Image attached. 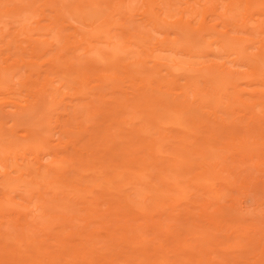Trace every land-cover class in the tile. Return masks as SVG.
Instances as JSON below:
<instances>
[{
  "label": "rangeland",
  "instance_id": "374dc122",
  "mask_svg": "<svg viewBox=\"0 0 264 264\" xmlns=\"http://www.w3.org/2000/svg\"><path fill=\"white\" fill-rule=\"evenodd\" d=\"M62 1L63 0H0V11L3 10L0 12L1 13L0 25L2 26V27H0V30H1L0 33L2 34L4 31V28H5L6 29L5 33L7 34V29H8V34L6 35L3 33V35H2V36L6 35V37L1 36V39L3 40V42H1V45L3 44V46H1V47H2V50L4 49V51L3 52L0 51V53L2 52L0 54V66H1L0 67V71H1L0 75L3 76V77L0 76V78H1V81L3 80V82H5L9 78H10V80L13 79L12 81L8 80V82H9V84L14 83V86H15V88H14L11 85L12 90L14 88L15 92H14V90L12 91L11 89H9L11 91H8L5 89L7 87L8 82L5 84V86H4V83L2 82V85H0V87L2 88L4 86L5 88L3 87V89H0L1 90V92H0V105L1 104L2 105L3 104H5V105L6 104L7 105L16 104L17 99L19 100V101H17L18 108L7 107L8 110H10V111L12 110V112H14V110L16 109L17 114H15V112H14V115H13L14 117L12 116L11 118H9L10 119L9 122H8L7 118L0 120V126H2L1 130L2 131L3 130H5V131L10 130L11 127L13 126L12 123L14 122L12 119L13 118L15 120L18 119L19 121L18 120L15 121V123L17 122L18 125H16L15 123H14V125H16V127H17L16 130H18L17 136L20 134L18 136L20 144H22L21 141L23 142V138L24 139L27 138V137H24L25 135H27L26 134L27 132L25 133V131H27L29 129L28 130L29 134L34 136V138H33L34 140H32L30 138H28V140L25 139L24 140L25 143H23V144L27 145V141H28V143L30 141H32V142H30L31 145H39L38 147L39 148L42 147L41 149L44 151V153H43V151H41L39 149L38 150L39 152H37L31 156L29 155V158L31 157V159H32V157H33V160L35 161V158H36V157H34L35 155L36 156L37 155L42 156V157L37 156V161L41 160V162L42 163L45 162V164L50 162L53 159L55 160L56 158H57L56 160H58V159L61 160V163H63V161H65V160H67V161L69 160L68 161L69 163H67L65 161V163H63V164L64 165H69L70 163L74 164L76 166H73V167L74 168L76 167L75 168L76 170H81V169L84 170L87 166L88 167L86 169H88V168H90V166H93L94 164L96 166H98L102 162L101 164L102 165L104 164L102 169H101V167H97V168H100L101 170H103L104 168L106 170L109 169L108 170L109 174H108V172L106 173V174H108L106 176H108L109 178H111L115 174L118 175V173H120V176H122L124 178V177H126V176H123L124 173L126 174V172L123 171L124 169L133 168V170L132 169H130V170H132V171L135 170V172H132V171L131 172L136 173V169H141L140 167H143L142 169H145V171H144L145 173H149L150 171H152V172H150V174L152 173V175L155 176L157 173V170H155V169H157V168H155V169L153 168L154 159L150 156L152 150L149 149V147H150L149 145L151 144V142L153 143V141H155V138H156L155 142L158 141L157 143H161V146L163 148V151H162L163 154L162 153H160V154L161 155H167V154H170L173 152L176 160H178V163H176L174 161H166L163 165H161L164 168L172 167L174 165L177 166V172L176 173L174 172V174L171 177H169V181L175 182V184L177 186L174 189L173 193H169L167 196H165L162 199V204H161V207L158 209V211H152L151 210L152 211L151 212L150 209H148L150 212L146 213L145 214L146 216H145L140 212H138V213L136 212V206H137L136 203L130 202V204H129L130 206L125 204L124 201H126V200L121 198V195L119 196V194H118V193H120L119 191L117 193L116 189L115 190L112 189L113 190V192H112L111 188L109 190H104L107 186L105 184H102V186L100 188L98 187V189H97L96 188L97 185H95L94 182L92 183L90 178H86L87 180L90 179L88 181V183L84 182V181H86V179H85L83 182L77 181L78 183L77 182L74 183L73 186H75V189L71 187L72 189H74V192H80L81 193L84 190H85L84 192L87 191L86 193H83V192L81 193V195L87 196V197L82 198V201L83 202L86 201L85 202L86 204L83 203L82 201L80 202L79 200H77L78 198H81V197H78V198L73 197V194H71V193H74V192L72 190H71L72 192L69 191V193L70 192L71 193L68 195H65L63 193L65 197L63 196L62 193L61 194L58 193L57 201L55 200L56 202H53V200H52L53 198L51 199V196H52L51 193L60 189L59 188L56 190L58 185L55 186V190H53L51 193L48 192L49 194H47V193L44 194V191H45L44 186L40 187L41 186L40 185L38 187L36 185L37 186L36 187L35 185L33 186L31 184H28V185H26L28 187H26L24 185L27 188L26 189L22 185V182L20 183V181H19V183L25 188L24 189L25 191H24L23 188L20 187L21 185L18 186L19 185L18 181H15L16 184L18 183V185L14 184V187L16 189L19 187L22 189L20 191H19L20 188L17 189L18 193H15L14 191H13L14 194L12 192H11V194L8 193L9 199L11 198L10 196H13V200H14V198L21 192L24 196L22 194L17 196L15 198L16 202L14 200L15 203L14 202L12 203V201L9 202L7 196L3 197L1 195L2 193L0 194V210H1L0 211V227H1L0 230H2V229L6 230V228H3L4 225L9 226L8 227L9 229L8 228L7 229H8V231L9 230L11 231V233H12L11 235H13L12 237H14V238L12 239V237H10V235L8 234L9 232L5 233V234H8V235H6L7 238L9 237L10 239H12V240H10V242L11 241L13 242L14 240L17 241V243L13 242L14 244H18V240H21V238L23 240L24 237H25L24 238L25 241L26 240L29 241L33 237L34 238L36 237L37 238V239L35 238L36 242L39 239V242L37 244H40L41 243L40 240H42V242H46V243H43L42 245L47 244L44 247H48V248H50V250L53 249L52 252H54V253H52L50 250H48V251H50V253H52V256H58L59 255L58 254L59 252H57L58 251L57 249H60V248H58L57 246L60 247L61 242H62V246L64 244V247L67 244V242H69V244L67 246L70 245L69 248H71L72 250L74 249L73 247L75 246V245L73 246L72 244H77L76 248L78 250L76 249V251L77 252L79 251L78 254L73 255V252H71V249L69 251L68 250L69 248L66 247L67 249L66 248H64V249H66L67 252L69 251L71 253L68 252L67 257L66 256H64V257L70 259V258H73V256H80L77 258V262H78V260L80 259L79 261H81L82 256H84V260L86 262H88L86 264H108L109 262H111V264H119V263L120 264H127L126 263L127 261L129 262L132 260L131 257H129V256L134 254L132 252L134 249H132V250L128 249L129 246H131V247H134V246L129 245V244L134 243V245H135V243H136V245H138L139 242H142L140 244H143V248H144V244H145V248L147 247V249L144 250L145 248L143 249L141 246V248H142V249H140L142 251L141 252L138 249V247H140V245H139L137 247V250L135 249L134 251L135 252L140 251L141 253L138 252L139 255L144 253L143 255L147 254L148 256H145V258H144V256L142 255L143 257H141L140 259L138 258V261H137L136 258L140 257V256H138V254L136 252L137 255L135 254L133 256V259H135L136 261L130 262L129 264H145V262H146V264H148V263L153 264L156 262V259H158V261L161 260V261H159V262H161V264H264V230H263L264 229V223H263V221H264L263 220V218H264V205L262 204V203H264V195H262L261 193H259L260 191H258L259 186H257V185H259L260 182L256 185H255L256 182L254 183V181L257 179L255 174H257V177H259L258 178L259 180H261V178L264 176V159H263L264 155H262V154H264L263 153L264 149H261V148H264V67L261 70L256 71L254 69L247 68L246 66H242L241 65L242 62L240 60H236L237 59L236 55H231L228 58H223V59H220V58L213 56V55H209L206 58H200V59L198 58V60L193 59L194 63H192V64L194 67H192V65H191L192 68L196 69L195 67H196V64L198 63V61L202 62L204 65L202 63L201 64L199 63L198 65L208 67V72H207L206 77H198V78H189V76L187 77V74H189V73H191V75L194 76L197 71H194V69H192L195 73L193 71L187 73L186 71H188L187 70L188 67L185 64V65H183V68L186 67L187 69H184L185 71L182 69H179L178 71L182 70L183 72H186L187 73V74L185 73L186 76L183 75L184 73L182 74V71L180 73L183 76H181V74L179 72L177 74L179 76H176L175 72L177 73V71H175L174 73H168L164 69H162L163 72H162V70H161V72L159 70V73L161 75L159 74V79H158L157 75H155V73L152 74V71H151V70H153V72L155 71V68L153 69V66H155L156 68L158 66H156L155 64L153 65V63L151 62L152 60H150V59H153L152 56H154V55L156 56L158 54L161 55V53H163V51L160 52V50L162 48L160 49L157 46H156V48H158V49L156 51L153 50L155 48V45L159 44L160 46H162L161 41H165L164 40L165 38H167V41L169 40L168 43H166L167 45H169V42L171 43V41L175 40V38L177 37V34H179V35L181 34L183 36V38H182L180 35V37L182 39H184L185 36H187L188 38H185L184 41H186V39H187V43H188V39H190L189 35L191 36L192 33L195 34V32H197V36L192 35L195 38L192 37L193 39L191 38V40L193 41V43L195 41L196 46L198 47V45H199V48H205L207 46V45L205 46V44L214 42L215 40H219L218 39L219 37L222 40L221 42H223V43L226 42V39H227L228 43H230V42L234 43L233 42L234 36H236V37L238 36L237 38H239V36L241 38L242 37L246 38V36H247V38L250 37L252 39L255 37L254 38L255 41H256V39L257 40L262 39V38L264 39L263 33H261L263 35L262 36V35H260V33L253 30L255 28V26L253 27V24L255 25L256 19L257 18L260 19L261 15L264 17V14L260 15V13L262 12V9H261L260 13H258L259 12L258 9H260V7L264 8L263 7L264 4L262 3L261 4L262 6L259 5L260 7L258 6L257 10L252 9L251 11H249L250 13L247 12L248 14H246L245 18L243 16H240V15L237 16V18L238 17L240 18V20H239L236 18V16H234V18H231V17L227 18V15L229 14V12H227L229 6H224L225 4H223V6H222L223 7L222 9L224 10V14H223V18H222L221 14H222L223 10L220 7L221 2H224L222 0L218 1V2L216 0H214V3L211 0H208L209 2L211 1V3L208 2V5L211 4V7H209V8H207L208 7L207 0L204 1L205 3L201 0H200L201 2L199 0H197V2L199 1V4L204 3L205 5H207V6H203L204 5L203 4L202 6H199L196 4L198 9L205 7V9L208 11L207 12L204 10L205 12H203V9L201 11L199 10L204 15L196 14V15L200 16V17L199 16H197V17H199L202 20H205L210 16L208 18L209 21L205 20V22H207L206 23L207 28H211L212 25L213 26L216 25V29L214 30V33L215 32L219 33V34L213 33V34L209 35L213 31V29H209V30H211V32L208 30L203 31L199 27V25L197 24L198 22H196L199 19L195 20L196 16H194V15L196 13V9H194V11H195V12L193 11L194 13L192 12V10H193L192 8L196 6L194 4L197 3L195 0H192V2H190L191 0H187V2L185 1V3H187L186 7L189 6V4L191 3L192 8H191V6L188 7V8H190L188 10V12L193 13L191 15L188 14V12H186L187 8L184 9V6L182 4L184 2V0H183V2H181V0H180V3L182 5L181 10L184 9L186 11L185 12L181 11V16H179L180 11H178L177 17H175V18L173 17L172 19L167 18V20L169 19L168 22L170 20H171V22H169V23L166 22L169 25H164V26L161 23H159V22L165 21V20L162 21V18H160V16L166 18L164 16V13H165L167 16L171 17V15H169V13H168L169 11H167V10H169V8L172 6L171 3L173 2V0H169V2L171 4L170 7L166 3L168 0H165V3L168 5L165 7H164V5H166V4H163L164 0H162V1L161 0H155L156 2H158L157 4H155L156 2L154 0H152V1L146 0V4L150 3V2H152V3L154 2V3L151 5L152 8L146 7V6H148V4L146 6H144L145 10L142 7L143 4L145 5V2H144L145 0H124V1L121 0L120 1L121 4L118 3L119 0L118 1L114 0L115 2L113 0H111V4H110V1L108 2L109 5L107 3L108 6L106 5V3L101 2L102 3L101 7H104V6L105 7L106 6L111 7L112 4L118 3V4H116L117 11L112 9L111 11H113V10L115 11L112 14H110V12L106 11V9L104 8L105 13H108L112 17V19L111 18L109 19V22H111V23L114 22L112 24L114 26V28L109 27L110 29H108L107 32L104 33V35H106L108 33L107 35L108 36L110 35L109 38H113V37H111V35L112 36H114V35L120 36L119 39L114 36L116 38V39H114L116 41V44H113L111 42L112 45H114L111 47H115L114 49L117 48L119 50L120 55H122V54H124V52L126 53V50L123 51V53H122V49H124L123 47H126L128 49L127 46H131L130 42H133L132 46H134V44H137L138 42L140 45H143V46H139V47H136L137 45H135V47L131 46L132 48L129 47L130 49H128V50L132 49V52L129 55V52L127 51L128 55L131 58V56H132L131 54H133V52H134L133 55L135 57V58L132 57L131 59L127 58L129 60L125 59L126 58L125 56L124 57H123V55L120 56L117 53L118 55L116 56V59H118L120 57L122 59L124 58L123 60L121 59V62H119L120 65L117 64V65H115L116 67H113L114 66L113 65L110 68L104 70L105 67L103 65V62L96 63L97 67H94V69L89 68V67H92V61L89 62V64H91V66L89 64H87L88 62H86V60H89V59H86L84 62L87 64V68L84 67V66H86V64L84 65L81 63L82 66L77 64L76 61H78L79 58L82 59V57H79V54L85 56V52L88 51L86 49L84 54H83V51L85 48H83V46H81V43L82 44H84L85 42L87 44L88 43L91 44V42H92V44H94L93 42L100 43L101 46L99 44H98L99 46H97L95 44L98 48L100 47V51H103L101 49H104L106 45L104 44V40H103L102 44H101L102 41L99 39L96 40L93 38L94 41H91L92 39H91L90 35H89L90 38H84L86 40V41H84L82 39L85 35L82 34V39H81V34L79 35V33H77L73 28H70V27L68 28L66 26L67 24H65L66 22H64L65 25L64 24L61 25V22L63 19L59 20V18L60 19H61V17L63 18L64 14L61 13L60 10H58V9H60V6L62 7L63 4L62 5L60 4V6H59V3ZM73 1H76V0H70L69 2H71L72 5H76L77 3L75 2V4H73L72 3ZM78 1H80V0H78ZM159 1H160V3L162 2L163 5L160 4ZM228 1L229 0H227V5H228ZM237 1H236V6H240V4L242 5V3L237 4V3H239ZM65 2H67V0H65ZM177 2H178L177 5L179 6L177 10H179L181 6H180L178 0H177ZM245 2H246V0H245ZM243 3H244V0H243ZM103 4H104V6H103ZM154 4H155V6H153ZM244 4L246 5V3H244ZM216 5H219V6L217 7ZM65 6H66V3H65ZM68 6H71V5L68 4ZM127 6L130 9H125V8H127ZM159 6H161V9ZM112 7H115V5H113ZM224 7H226V9H224ZM234 7H235V5L233 6V8ZM173 8H174V6H173ZM216 8H218V9H216ZM244 8H242V9H244ZM101 9L103 10V8H101ZM146 9H147V13H148V11L149 12L151 11L152 14L153 15L155 14V15L153 16L150 14V16H149V13H148L149 18L144 19L142 17V15H144V13L142 11L143 10L146 11ZM198 9H197V13L199 12ZM209 9H211V10L209 11ZM237 9H238V7L236 8L235 11H238ZM242 9H240V10H242ZM4 10H5V12H4ZM8 10H10V11H8ZM62 10H63V8H62ZM161 10L164 12H162L163 14L161 13V15H160L159 13L161 12ZM211 11L214 12L213 14H216L218 11L219 12L217 13L216 16L207 14V13H210ZM233 11H234V9H233ZM212 12L210 14H212ZM230 12H232V11H230ZM244 12H246V11H243L241 13V15ZM251 12L252 13L254 12V13L252 14ZM256 12H257V14H256ZM5 13L6 14L9 13V14L6 15ZM183 13H185V14H183ZM226 13H228V14L225 15ZM238 13L239 12H237V15H238ZM262 13H264V11ZM33 14H35V15H33ZM172 14H173V12H172ZM186 14H188L187 18L190 16L194 17V20L197 24L196 25L197 27L196 26L194 27L192 25L190 27L191 28L193 27L194 29H191V28L189 29V27H187L186 29L182 30L184 33V35H183L180 27H176L177 21L176 22H174V21L178 20L179 17L180 18L183 17L182 20H184V19H185V21L188 20L187 18H184V16L186 17ZM218 14H220V16H221L220 19L222 18L223 21L220 20L219 17H217ZM249 14L250 15L252 14V16L250 17ZM102 15L108 16L107 14H104V13ZM145 15H147L146 12H145ZM145 15H144V17H146ZM232 15H233V12H232ZM235 15H236V13H235ZM57 16H59V17L57 18ZM204 16H206V17H204ZM229 16H231V15H229ZM258 16H260V17H258ZM152 17H154L153 20L155 19L156 21H158V22H156V24H154V22L152 21ZM213 17H214V21H211L210 18L213 19ZM215 17L218 18L217 19L218 22L215 20L216 19ZM241 17L244 18L245 20L244 19L241 20ZM246 17H248V18L250 17V19L252 18V20H250L251 22ZM263 17H261L262 19H260V20H262V22L264 20ZM224 18L230 19L227 21L232 22V25H234V26L236 25V23L233 22L232 19H235L237 22H239V23H237V25H239L238 28H240V25L242 24V22L243 23L247 22L246 21V19H247L249 21L248 22L249 25L247 23L246 24L250 27L251 30L248 28V26L246 24L245 25L242 24V26L246 28V29L245 28L243 29V27L241 28L244 32L241 31L240 29L238 31V28H236L237 31L239 32V33L238 32L236 33V31H234L235 27L234 26L230 27L232 25L231 24L228 25V22H227V26H229V27H227V29L229 31H230L229 28H231V30L234 29V30H232L234 32L232 33L230 31V34H229V31H228L227 32L228 34H226V35L229 36L230 38L225 35V37L223 36L225 38L224 39L222 36H220V34L223 35V31L227 30L226 26L223 27L224 24L226 23V20H224ZM7 19H8V22H7ZM253 19H255V20H253ZM13 20H16V21L19 20V21L14 22ZM189 20H191V18H189ZM194 20L192 22H194ZM9 21L10 22L13 21L14 24L12 23L10 25ZM221 21L224 23L221 24ZM199 22H200V20H199ZM208 22H209V26H208ZM213 22H214V24H213ZM262 22H260V23L263 24ZM170 23L175 24V28H173L174 31L176 28L180 29L179 33H178V30H176L177 32L176 31L172 32V27H170L171 26ZM192 24H194V23H192ZM210 24H211V27H210ZM219 24H221V25L219 26ZM60 25L62 26V29L67 28V29H64L65 31L64 30L61 31L62 33L60 31H57V30H60V28H61ZM237 25H236V27H237ZM154 27L157 29V31L154 30ZM260 27H261L260 29H263L262 26H260ZM218 29H220L222 31H219ZM110 30H112V32H110ZM194 30H196V31L194 32ZM9 31H10V34H9ZM56 31L58 33H56ZM184 31L186 32V34ZM198 31H199V33H198ZM240 31H241V34H240ZM246 31H248V32L245 33ZM129 32L133 33L132 34L133 36ZM187 32H189V33H187ZM134 33H135V35H134ZM174 33L176 35H174ZM198 34H200V36ZM242 34H243V36H242ZM248 34H249V36H248ZM179 35H178L176 42L180 43L181 39L179 40ZM217 35L219 37H217ZM106 36H103V37L106 38ZM58 37H61V39L58 40ZM63 37H64V39H62ZM85 37H87V36H85ZM103 37H102V39H103ZM143 37H145V38H143ZM232 37H233V40H231ZM99 38H101V37H99ZM201 38H203V41L201 40ZM107 39H105V40H107ZM139 39H141V40H139ZM64 40H65V42H64ZM196 40L199 43H197ZM79 41H80V43H79ZM156 41H159V42L157 43ZM235 41L237 43V40H235ZM14 42L15 43L17 42V43L15 44ZM51 42H52V44H51ZM221 42L220 41L218 42L219 45H217L215 43L216 45L215 44L213 45L214 49L215 48H216V50L219 49L220 44H222ZM5 43L9 44L8 45L9 50L6 48L7 46ZM63 43H65V44H63ZM128 43H130V44L128 45ZM181 43H182V41H181ZM195 43H194V45H195ZM236 43H234V44H236ZM50 44L52 45V47ZM79 44H80V46H78ZM87 44H86V46H87ZM166 44H164V45H166ZM182 44H184V43H182ZM188 44H190V42ZM240 44L241 43H239L237 45H240ZM10 45L12 46L11 47L12 49H10ZM91 45H89V46L92 48L93 45L92 46ZM258 45L259 44H255V47L249 49L248 52L249 53L251 52V54H255L257 52L255 50H257L256 47ZM16 46L18 49L16 48ZM96 46H95V51L98 50V48L96 49ZM1 47H0V49H1ZM62 47H64V50ZM80 47L83 48V50L79 51ZM90 47H86V48H90ZM58 48H61V49H58ZM163 48H164V46H163ZM92 50H93V48L91 49V51L90 50L89 51L93 52ZM111 50H113V49H111ZM95 51L93 53H95ZM135 51H136V53L139 52V54H135ZM90 52H89L90 55L93 54ZM98 52L96 51V54ZM111 52H113V51H111ZM111 52H110V54H112ZM58 54H60V55H58ZM89 54L88 55L86 54V56L90 57ZM113 55H114V53H113ZM93 56H94V54H93ZM56 57H57V59H56ZM95 57H96V55H95ZM54 58L56 59L57 62L53 61V60H55ZM93 58L91 57V60ZM83 59H85V58H83ZM83 59L80 60V62L83 61ZM134 59H136V63L141 62L140 64H142L144 66V67L143 66L142 67L145 69L142 68L143 70H141L140 64L137 66V65H134L133 62H132L133 65H129L130 64L129 63V64H127V66H124V64H125L124 62H129V61H132ZM185 59H187V58H185ZM148 60H150V61H148ZM183 60H184V58H183ZM58 61L59 62L61 61V62L58 63ZM153 61H154V63L157 62V60L156 61L153 60ZM67 62H68V64H67ZM70 62H72V63L69 64ZM186 62H189V61L187 60ZM191 62H192V60H191ZM52 63L54 64V66ZM47 64H50V65H48V67H47ZM19 65H20V67H19ZM55 65H57L58 70H64L65 68H67L66 65H68V66L70 65V67L72 66L73 71H71V68H70V70L66 69L69 73L68 78L70 76V79H68V81H70V83L68 82V84H71V85L70 86L68 85V86H69V90L72 88V90H70L71 92L68 91V93H69V95H68L67 93L64 92L65 90H63L64 94L60 92L62 94V95L60 94V96H61L60 100H61V98L63 100L65 99V100L64 101L62 100L60 102L58 100L56 102L54 101L52 103H49L46 105V108H44V110H43V108H41L39 110L38 106H39V104L42 103V101H39L41 103L37 104L38 105L37 109H35L36 108L35 107L33 110L32 106H31L30 108H32V109L31 110L29 109V110H30V112L31 111L32 112L31 113L29 112V115H28L27 114L28 108L27 107L25 108L26 102L28 101L27 105H30L31 102L34 101L33 99L37 98L34 96H37L40 94V91L43 88L42 86L46 83L45 79L48 80L46 75L50 74V72H51V74L48 75V78L53 79L54 74L52 75V71L53 70L55 71V69H54ZM29 66H31V67H29ZM51 66H53V69L50 68ZM135 66H137V67H135ZM146 66H147V68H146ZM13 67H15V68H13ZM5 68H7V69H5ZM49 68L51 71L49 70ZM60 68H63V69H60ZM197 68H199V67H197ZM35 69H37V70L34 71ZM74 69L76 71L75 73H73ZM137 69H139V71ZM158 69H161V68H157V70ZM189 70L191 71V69H189ZM18 71L21 74L18 73ZM32 71H33V73H32ZM69 71H71V73ZM15 72H16V74H15ZM46 72H48V74ZM13 73L15 74V76L17 78H18V75H20L21 76V77L19 76L20 79H16V78L14 79L13 77H15V76H12ZM29 74H32L31 75L32 78L29 76ZM70 74H72V75H70ZM143 75H145V76H143ZM148 75H150V76L148 77ZM35 76H38V77H35ZM49 76H52V77H49ZM4 77H5V80H4ZM6 77H8V78L6 79ZM144 77L145 78L147 77L149 79L146 78L147 79L146 80ZM150 77H151V79H150ZM154 77L155 78L157 77L156 78L157 80L155 79L156 81H154L153 84L156 86L158 85V87L161 86L162 90L165 93H168L170 95L171 99H175V101H174L175 108L186 119V123H185L184 128H181V129L175 128V129H169V130L168 129H161L160 131L158 130L159 132L157 131V133H159L160 135L159 134L156 135L157 134L156 130H154L156 134H154V131H151L148 134L137 135L136 136L137 138L135 137L136 139L135 138L134 139L135 140L141 139L140 140L141 142H139L137 144V143H135L136 142L135 140H134L135 142L133 140L132 141H133V144L135 145L134 148H139L140 150H142L139 152V154H140V156H142V159L144 158V160L139 161L140 163H138V164L137 163L134 164L136 166V168L133 164H132V166L129 167L127 165L128 163H126L125 155L121 156V157L118 156L119 154L122 153V151L119 149H121V146H123L122 143H120V141L122 138H124L126 140L125 137H122L121 135L119 136V134L123 133L124 131L127 130V126L129 127L128 124H130L129 123L130 119H128V118L129 117L132 118L131 116H137L138 117L141 115V117L143 118L142 120H143L144 124L150 123L149 122L150 119H149V116L147 115V113L142 112L143 107H141V106L138 107V106H135L136 104H133V100H132L133 95L132 94L137 91L140 83H141L140 87L145 86V84H148V86L152 87V84H149V83L153 82L152 79H154ZM25 78H27L28 81L30 79V82H28V81H27L28 83L25 82V80H26ZM144 79H145V81H144ZM85 80H87V81H85ZM22 81H24L25 83L23 84ZM144 82H145V84H144ZM147 82H149V83H147ZM17 83H19V84H17ZM31 83H32V85H31ZM37 83H38V86H40L39 88H37L38 87ZM131 83H132V89L134 91L133 93H132V91L130 92ZM142 83H143V85H142ZM159 83H160V86H159ZM21 84L24 85V87ZM33 84H34V86H33ZM52 84H54L55 86ZM82 84L84 87L81 89L80 87H82ZM85 84H86V86H85ZM16 85H18L19 87ZM51 85L53 87H56L58 85V83L52 82ZM116 85H120V86H117V88H113ZM122 85H123V88L121 89ZM11 86L9 85L8 87H11ZM35 86H37V87L35 88ZM74 86H76L77 88ZM111 86H112V88H110ZM126 86L130 87L129 91L126 90L127 89ZM134 87L135 88L138 87V88L135 90ZM158 87H156V88H158ZM34 89H35V91H34ZM91 89L93 90V94H95V93L98 94V91L100 93V94L95 95V96L93 95L94 97L91 96V98L93 100H89V98H87V96L92 95ZM117 89H119L118 91H120V89L121 90L124 89L130 94H128L126 91H124V92L120 91L119 92L120 95L118 93L116 94L114 92H116ZM25 90H27V91H25ZM38 90H39V92H38ZM78 90H79V92H78ZM113 90H114V92H112ZM89 91L91 94L90 93L87 94V92H89ZM4 92L6 95L4 94ZM37 92L39 94H37ZM19 93L23 94V95H20ZM84 93H86V94H84ZM101 93L104 94V96H101V97H103L102 98L103 100L99 96V95H101ZM7 94H9L10 96H8ZM25 94H27V95H25ZM121 94L125 95V96H122ZM127 94H128V96H127ZM63 95L65 98L62 97ZM129 95L131 97H129ZM71 96H72V98L74 97L75 99L76 98L77 99L74 100V98H73V102H72ZM124 97H126V99H127V97L131 98V100L129 99L128 101H130V103H132L133 105L131 104L130 106H127V105H129V103L127 102V104H126V102H125L126 99ZM14 98H16V99H14ZM80 99H81V101H80ZM106 99L109 102H107ZM30 100H31V102H30ZM114 100H115V102H114ZM84 101L88 102L89 107L88 106L86 107L87 104L83 103ZM103 101H105V102H103ZM24 102H25V104H24ZM123 102L125 103L124 105L127 106V108H125V106H122ZM44 103H47V102H44ZM90 103L93 104V105H91L92 107H90ZM119 103L121 104L122 107L119 106ZM22 105L26 110L24 108H23L24 110L21 109ZM33 105H35V103ZM53 105H54V109H52ZM74 105H75V108H74ZM77 105H78V107L79 106L80 107L77 108ZM40 106L42 107L43 104H41ZM81 106H84V107H81ZM131 106H133V107H131ZM84 108L86 109L85 112H84ZM119 108H120V110H119ZM87 110H89V111H87ZM117 110H118V112H117ZM39 111H40V113H38ZM134 111L136 113L132 114V113H134ZM12 112L10 114H12ZM23 112H25V114ZM130 112H132V113H130ZM139 113H140V115H139ZM10 114L8 116H10ZM3 115H0V116H3ZM18 115L20 117H18ZM5 117H7V116H5ZM57 117H58V119H57L58 122L56 121ZM84 118H87V119L83 120ZM124 118H125V120H124ZM126 118L129 121H126L127 120ZM21 120H23V122ZM142 120L139 121L140 124H141ZM6 121H7V123H6ZM47 121H49V122H47ZM137 122L133 123V125L131 124V128L134 125H136ZM8 123H9V125H8ZM139 123L134 127L141 126ZM5 124H6V126H5ZM20 124L22 126H19ZM40 124H42V125H40ZM27 125L28 126L30 125L32 127H28ZM57 125H58V127H57ZM124 126L126 127V129H124L125 128ZM59 128L62 131H66L68 133L67 136L62 135L59 137V135H60L59 132L61 131V130L58 131ZM63 128H65V129H63ZM131 128L129 127V129H131ZM21 129L24 132H22ZM53 130L54 131L56 130V131L53 132ZM93 130H95V131L91 132ZM51 131H52V134L54 133V135L55 134L56 135L55 136L53 135V137H52L50 134ZM88 131L91 133H89ZM128 131L124 132L125 134L124 133L123 134L126 135V133ZM130 131H132V129ZM152 132H153V134H152ZM22 133L24 136L21 135ZM46 133L48 136H46ZM57 133L59 135H57ZM69 133H71V134H69ZM92 133H94L98 136H96ZM150 134H152V135H150ZM70 135H72V136H70ZM134 135H136V133L133 134V136ZM146 135H150V136L147 137ZM20 136H22V138ZM159 136L161 139L159 138ZM41 138H44V139H41ZM59 138H60V142H59ZM99 138H100V140H99ZM118 138L119 139L121 138V139L119 140ZM75 139L77 142L75 141ZM37 140L38 141L40 140L39 143ZM42 140L44 142H42ZM67 140L70 143L69 146H68ZM70 140L73 141V143ZM149 140L151 142H149ZM35 141H37V143ZM65 141H67V142H65ZM121 142H123V140ZM64 143H67V145H65ZM75 143H76V146H75ZM118 143H120L121 146ZM146 143H147V145H146ZM72 144H73V146H75L74 148H76V150H78V153L74 152L75 149L74 150L71 149ZM42 145H44V146L47 145V147L45 148ZM65 146H67V149L68 148L69 149L67 150L65 148ZM254 146L260 147V149L258 147L257 149L255 148V150H253V152H251L252 154L255 155V157H254V155H252L249 152V150L246 152L247 148H249V147L254 148ZM131 147L133 148V146H131ZM104 148H106V150H104ZM44 149H46V151ZM143 149H145V150H143ZM258 149L261 151L259 152ZM48 150H50V151L48 152ZM65 150H67V151L65 152ZM146 150H148V151H146ZM120 151H121V153H120ZM250 151H252V150H250ZM108 152L110 154H108ZM139 154H138V157H139ZM141 154H143V155H141ZM246 154H247V157H248V155L249 156L251 155V157L256 158V161L254 160V158H252L253 162L254 161L256 162V166H255L256 168L253 166V169L258 170L259 172L256 171L257 173L256 172L252 173L251 172L252 168L251 169L247 168V165H250V164H248L246 161L249 159V158H246ZM73 155H75V156H73ZM121 155H123V154H121ZM144 155L146 158L151 157L150 160H149V158H148L149 161L146 160V158L143 157ZM146 155H148V156H146ZM93 156H94V158H93ZM96 156H97V158H96ZM113 156H114V158H113ZM64 157H65V160L63 159V161H62V158H64ZM76 157H77V159H76ZM89 157H91V158H89ZM38 158L39 159L41 158V159L39 160ZM42 158H43V160H42ZM115 158H116V160H114ZM71 159H72V162L70 161ZM75 160H76V162H75ZM83 160H84V162H83ZM89 160L90 161L92 160V161L90 162ZM123 160H125V161H123ZM250 160L251 159H249L248 162ZM109 161H111V162H109ZM121 162H123L124 164ZM157 162H158V160H157ZM255 162H254V165H255ZM88 163H89V165H88ZM96 163H99V164H96ZM145 163H146V165H145ZM250 163H251V161H250ZM86 164H87V166H86ZM150 165H152V166H150ZM122 166L124 167V169ZM251 166H248V167H251ZM111 168H115V169L112 170ZM117 168H118V170H117ZM148 169L150 170L149 172H148ZM97 171H98V169H97ZM110 171H112L113 173H111ZM87 172L90 173V171H87ZM129 172L130 171H128V174H129ZM91 173L93 176L95 172L91 171ZM169 173H170L169 171H166L163 174L166 175ZM251 173L252 174L255 173V174L252 175V179L250 180L252 184H249L250 182L248 183V181H249L248 177H251ZM53 175H51L50 177L53 178ZM258 175H260V176L263 175V176L260 178V176H258ZM106 176H105V178H106ZM253 176L256 178L255 180H253L254 179ZM90 177H91V175H90ZM244 177H246V178H244ZM243 178H244V180H242ZM99 180H104V178L100 177ZM240 180H241V183H240ZM113 181L115 182L116 180L113 179ZM236 181H237V183H236ZM242 181L245 183H243ZM11 183H10L11 185L10 184L9 185H10V187L11 186L13 187L14 182H11ZM79 183H80V186H82V187L79 186ZM103 183H105V182H103ZM112 184H111L112 188H114V186L118 187L116 182L115 183L112 182ZM163 184L164 185L167 184L166 180L163 181ZM244 184L245 185L247 184V185L245 186ZM253 184L255 185L254 188L252 187ZM261 184H264V183L262 182ZM29 186L30 187L32 186V187L30 188ZM244 186H245V188H244ZM260 186H261V188L259 190L262 189L263 190L262 193L264 194V189H263L264 185L263 186L260 185ZM12 187H11V190H12ZM67 187H65V188H67ZM107 187H109V186H107ZM71 188H68V190ZM85 188H87L88 190H86ZM0 189H1V187H0ZM33 189H35V190H33ZM65 190H67V189H65ZM76 190H78V191H76ZM253 190H255L254 194H253ZM35 191H37V192H35ZM48 191H50V190H48ZM0 192H1V190H0ZM38 192L39 193L42 192L43 197H46V195H47V197L44 198L46 201L44 200L42 202L41 201L42 199L40 200L38 198V196H39ZM93 192H95V193H93ZM90 193H92V194H90ZM120 194H122V193H120ZM14 195H15V197H14ZM74 195H78V194H74ZM260 195H262L263 197L261 198ZM20 196H22V197H20ZM88 196L89 197L91 196L92 199L89 198ZM18 197H20L21 199H19ZM69 197H71V198L73 197V198L70 199ZM3 198H4V200H3ZM25 198H28V199H25ZM29 198H31V199H29ZM74 198H76V200H75L76 202L74 201ZM83 199H86V200H83ZM257 199H259V200L257 201ZM68 200H70V201H68ZM91 200H94V201H91ZM4 201H6L7 206H5ZM17 201H19L20 203ZM63 201H64V203H62ZM87 201H89V202H87ZM95 201H97V203ZM22 202L24 203V205L22 204ZM28 202H29V204H28ZM91 202H94V203L92 204ZM35 203L37 205L41 204V206H42V204L44 205V203H45V205H44L45 207L42 209V210H45V208H46L45 218L35 219V220H33L32 217H30L31 218V220H30L29 216H28V218L27 217L25 218V215H27L25 212L28 213V211L30 210L29 208L33 209V207H30V206L35 205ZM132 203L134 204L135 208L133 205L131 206ZM2 204H4V206ZM11 204H12V206H11ZM78 204H80V205H78ZM260 204L263 206H261ZM56 205H57V208H56ZM258 205H259V207H261V208L263 207V208L262 209L259 207L256 208V206H258ZM17 206L19 209H22V210H19L17 208ZM51 206H53V207H51ZM62 206L64 208H62ZM248 206H250L249 207L250 210H249V208H247ZM251 206H253V207H251ZM24 207H25L26 211H25ZM90 207H92V208H90ZM93 207H94V209H93ZM130 207H132V208H130ZM12 208H14V209H12ZM15 208H17V209H15ZM53 208L56 209L58 212L56 210H54ZM238 208H241V209L238 210ZM252 208H253V210H252ZM2 209H6V211H3ZM11 209L14 211V213L12 212ZM27 209H29V210H27ZM47 209H49V210H47ZM58 209H60V212ZM246 209H247V211L250 212L249 216H248L249 212H247ZM255 209H257V211L260 209L261 212L254 211ZM15 210L19 211V216H17L18 213ZM50 210L54 211V212H51ZM102 210L104 212H102ZM131 210H133V211H131ZM244 210L246 212H244ZM255 212H257V213L255 214ZM21 213H23V215H21L22 219L19 218ZM49 213L51 214V217H50ZM107 213H109V214L107 215ZM2 214L5 215L6 217L4 216V218H2V216H3ZM14 214H15V216H14ZM47 214H49V215H47ZM8 215H9V217H8ZM58 216L60 219L58 218ZM7 217L9 220L7 219ZM55 217L58 219H55ZM82 217H84V218H82ZM49 218H50V220H48ZM54 219H55V221L58 220L59 223L55 222ZM14 220H17V221L15 222ZM79 220H81V223ZM23 224H25V225H23ZM40 224L42 225V227H40L41 226ZM61 224H64V225L61 226ZM1 225H3V226H1ZM15 225H16V227H15ZM37 225L39 228H37ZM55 225H59V227L58 226L56 227ZM45 226L46 227L50 226V227L46 228ZM139 226H141V228ZM63 227H64V229H66V228L67 229L63 230ZM15 228H16V230H15ZM243 229L246 230L247 234L246 233L243 234V232H244V231L242 232ZM47 231L49 233L51 231L52 232L48 235ZM2 232L4 234L3 230L0 231V233H2ZM21 232L24 233L25 235L21 234ZM33 232H35V233H33ZM44 232H45V234H44ZM251 232L252 233L254 232L255 235H256V232H258V234H260V233L261 234H260V236H253V235H251ZM16 233L22 237L20 238L18 235H16ZM52 233H53V235H52ZM63 233H66V234L63 235ZM134 233H136V234H134ZM3 234H0V238H1L0 241L3 240L2 243L0 242L1 243V245H0V264H9V263L10 264H23V263L26 264L27 260H25V262H24L23 260H21V259H23V257L22 258L20 257L21 258L20 259V258H18L19 256L16 254V253H20V254L23 253V252H21L22 249H19L20 250L19 252L16 251L17 249L14 250L13 248L16 246L13 243H11L12 245H10V243L8 245H3L6 243V242L3 243L6 239L4 237L5 235L3 236ZM26 234H28V235H26ZM72 234H74V235H72ZM93 234H96V236ZM97 234H99L100 236ZM104 234H105V236H104ZM129 234H130V238L128 236ZM66 235H68V236H66ZM69 235H70V237H69ZM131 235H135V237L131 236ZM59 236H62V237H59ZM92 236H95V237H92ZM98 236L100 237L101 240L99 239ZM26 237H27V239H26ZM79 237H80V241L83 242V244L85 243L84 245L80 241H78ZM124 237H126V238H124ZM65 238H66V240H65ZM70 238H72V239L70 240ZM108 238H109V240H108ZM137 238H139V239H137ZM76 239H77V241H76ZM141 239H144V240H141ZM57 240H58V242L60 241L59 244H57ZM61 240H64L66 242L63 243V241H61ZM122 240L124 242L127 240H132V241H130V243L126 242L129 246L124 248L125 245H123V244H126V243L121 244ZM6 241H7V239H6ZM73 241H75V242L72 243ZM106 241L110 245H108V243ZM135 241H139V242H135ZM8 242H9V240H8ZM79 242L81 243V246L78 245ZM94 242H96V245H94L95 244ZM49 243L51 245H53L54 243L57 244V246H52V247H57L56 251H55V248L49 247L50 246ZM119 243L121 244V246ZM88 244H90V245H88ZM127 244H126V246H127ZM71 245H72V247H71ZM17 247L26 248L27 245H25V243L22 242V246L17 245ZM85 248H86V250H85ZM135 248H136V246H135ZM81 250H83V251L81 252ZM123 250H124V252H123ZM129 250H131V252ZM106 251H107V253H106ZM126 251H129V252H126ZM56 252H57V254H56ZM145 252H146V254H145ZM71 254H72V256H71ZM85 254H87V255H85ZM15 255H17L18 257H16ZM21 255H23V254H21ZM127 256L130 259H128ZM125 257L127 259H125ZM5 258H6V261L7 260L9 261V263H6V261L4 260ZM12 259L13 260L15 259L14 260L15 262ZM150 259H151V261L149 262ZM17 260H18V262H17ZM117 260L118 261L120 260L119 263ZM41 262H44V261H41ZM140 262H143V263H140ZM155 264H157V263H155Z\"/></svg>",
  "mask_w": 264,
  "mask_h": 264
},
{
  "label": "bare ground",
  "instance_id": "6f19581e",
  "mask_svg": "<svg viewBox=\"0 0 264 264\" xmlns=\"http://www.w3.org/2000/svg\"><path fill=\"white\" fill-rule=\"evenodd\" d=\"M70 0H67V2H65V0H63L62 2H60L59 3V6H60V4L62 5V7L60 6V9H58V10H60V12L61 13H63L64 14V17L62 18L61 17V19L59 18V20H62V22H61V25H63L64 24V22H66L65 24H67L66 26L69 28H73L77 33H79V35L81 34V39H82V34L83 35H85V36H87V37H83V39L82 40H84V41H86L84 38H90L91 37V41H94V39H96V40H101L102 42H101V44L103 43V40H104V44L106 45L105 46V48L104 49H101V50H103V51H100V47L98 48L97 46H99L100 45V43H95V42H93L94 44H92V42H91V44L93 45H91V44H87L86 42L84 43V44H82L81 43V46H83V48H85L84 49V51H83V54H84V52H85V50L87 49L88 51H86L85 52V56L84 55H81V54H79V57H82V59L83 58H85V59H83V61H81L80 62V60H82V59H80L79 57V59H78V61H76L77 62V64H79L80 66H82L81 65V63L82 64H86V63H84L85 62V60L86 59H89V60H86V62H88L87 64H89V62L90 61H92V67H89V68H92V69H94V67H97V65H96V63H98V62H103V65H104V70L105 69H108V68H110L111 66H113V67H116L115 65H120V63L119 62H121V57L120 58H118V59H116V56L119 54L120 55V53H119V50L116 48V49H114L115 47H111V46H114V45H112V43L113 44H116V41L114 40V39H116L115 37H117L118 39H119V35H114V36H112L111 35V37H113V38H109L110 37V35L108 36L107 34V36L106 35H104V33H106L107 32V30L108 29H110L109 27H113L114 28V26L112 25L113 23H111V22H109V19L111 18L112 19V17H111V15H109L108 13H105V9H106V11H109L110 12V14H112L113 12H115V11H117V7H116V4H118V3H120V1L121 0H116V1H118V3H116V4H112V6L113 5H115V7H107L108 5H109V1H110V4H111V0H80V1H78V0H76V1H73L72 3L73 4H75V2L77 3L76 5H72L71 4V2H69ZM114 1V0H113ZM122 1H124V0H122ZM150 1H152V0H150ZM155 1V0H154ZM162 1V0H161ZM176 1V2H175ZM173 0V2L171 3L172 4V6L170 7V2H169V0L166 2L168 5H169V10H167V11H169L168 13H169V15H171V17H169V16H167L165 13H164V16L166 17V18H164V17H162V16H160V18H162V21L163 20H165V21H163V22H159V23H161L163 26L164 25H169V24H167V23H169V22H171V20L168 22V20H167V18H175V17H177V13H178V11H180V14H179V16H181V11H186V10H184L185 8H187V11L186 12H188V10L190 9V8H188V7H190L191 6V3L189 4V6H187L186 7V5H187V3H185V1L187 2V0H184V2H183V0H181V2H183L182 4H183V6H184V9L183 10H181V8H182V5H181V3H180V0H178L179 1V4H180V9L179 10H177L178 9V2H177V0ZM196 2H197V0H195ZM194 1V2H195ZM200 1V0H199ZM199 1L197 2V3H195L194 5H199V6H202L205 2V0H201V1H203L204 3L203 4H199ZM200 1V2H201ZM213 3H214V0H211ZM211 1L209 2L208 0H207V5H208V2L209 3H211ZM217 2L218 1H221V0H216ZM222 1H224V2H221V4H220V7H221V9L223 8L222 6H223V4H225L224 6H229V8H228V10H227V12H229V14L228 13H226L225 15H227V18H229V17H231V18H234V16H236V18H237V16H243L244 18H245V16H246V14H248L247 12H249V11H251L252 9L254 10V9H256L257 10V7L259 6V5H261L262 3L264 4V0H246V2H245V0H244V3H246V5L243 3V0H229L228 1V5H227V0H222ZM236 1L237 2H239V3H237V4H240V3H242V5L240 4V6H236ZM64 2V3H63ZM104 2V3H106V5H107V3H108V5L105 7L104 6V4H103V6L104 7H101V5H102V3ZM115 2V1H114ZM145 2V5L143 4V9H144V6H146L147 4H148V6H146V7H151L152 8V4L154 3H152V2H150V3H147L146 4V0L144 1ZM143 2V3H144ZM156 2V1H155ZM190 2H192V0L190 1ZM226 2V3H225ZM48 3V2H47ZM65 3H66V6H65ZM113 3V2H112ZM123 3V2H122ZM158 2H156L155 4H157ZM159 3H160V1H159ZM165 3V0H164V3L163 4H166ZM176 3V4H175ZM68 4L69 5H71V6H68ZM121 4V3H120ZM142 4V3H141ZM155 4L153 5V6H155ZM160 4H162V2L160 3ZM162 4V5H163ZM164 5V7L165 6H168V5ZM174 4V5H173ZM219 4V3H218ZM161 5V6H162ZM193 5V4H192ZM193 5V6H194ZM197 5L195 6V7H193L192 8V6H191V8L193 9H191L192 10V12L194 11V9H196V13H195V15L194 16H199V15H204V14H202L200 11L203 9V12H205V11H207L206 9H205V7H203V8H199L198 9V7H197ZM207 5H203V6H207ZM213 5V4H212ZM235 5V7L233 8V6ZM140 6V7H141ZM161 6H159L160 7V9H161ZM173 6H174V8H173ZM176 6V7H175ZM217 7L219 6V5H216ZM245 8H244V7ZM262 6V5H261ZM145 7V8H146ZM209 7H211V4H209L208 5V7L207 8H209ZM238 7V11H235L236 10V8ZM240 7V8H239ZM260 7V6H259ZM264 7V6H263ZM62 8H63V10H62ZM101 8H103V10L101 9ZM105 8V9H104ZM108 8V9H107ZM176 8V9H175ZM213 8V7H212ZM231 8V9H230ZM242 8H244V9H242ZM5 9V8H4ZM112 9H114L113 11H111ZM125 9H130L128 6H127V8H125ZM141 9V8H140ZM148 9V8H147ZM147 9H146V11H142L143 13H144V15H145V12H146V14L147 15H145L146 17H144V15H142V17L144 18V19H147V18H149L148 17V13H149V16H150V14L151 15H153L152 14V12L150 11H148V13H147ZM159 9V10H160ZM197 9H198V13H197ZM215 9V8H214ZM213 9V10H214ZM216 9H218V8H216ZM224 9H226V7H224ZM230 9V10H229ZM233 9H234V11H233ZM240 9H242V10H240ZM261 9H262V12L264 11L263 9L264 8H262V7H260V9H258V13H260V11H261ZM62 10V11H61ZM102 10V11H101ZM163 10V9H162ZM161 10V12L159 13L160 15H161V13L162 12H164V11H162ZM174 10V11H173ZM205 10V11H204ZM211 9H209V11H210ZM223 10V9H222ZM221 10V11H222ZM1 11H3V10H1ZM0 11V12H1ZM8 11H10V10H8ZM7 11V12H8ZM101 11V12H100ZM217 11V10H216ZM230 11H232L233 12V15H232V12H230ZM243 11H246V12H244L242 15H241V13L243 12ZM4 12H5V10H4ZM59 12V11H58ZM104 14H107L108 16H103L102 14L103 13ZM172 12H173V14H172ZM192 12H188V14H193ZM208 12V11H207ZM212 12V11H211ZM210 12V13H211ZM219 12V11H218ZM217 12V13H218ZM226 12V11H225ZM237 12H239L238 13V15H237ZM257 12H256V14H257ZM260 13V15L261 14H264V13ZM142 13V14H143ZM210 13H207V14H209V15H214V16H216L217 15V13L216 14H213L214 12H212V14H210ZM235 13H236V15H235ZM250 13V12H249ZM252 13V12H251ZM254 13V12H253ZM252 13V14H253ZM6 14V13H5ZM4 14V15H5ZM9 14V13H8ZM8 14H6V15H8ZM15 14V13H14ZM32 14V13H31ZM60 14V13H59ZM158 14V15H159ZM163 14V13H162ZM183 14H185V13H183ZM188 14H186V17L184 16V18H187V16H188ZM196 14H199V15H196ZM206 14V15H207ZM223 14H224V10L222 11V18H223ZM252 14L250 15V17L252 16ZM0 15H1V13H0ZM3 15V14H2ZM33 15H35V14H33ZM155 15V14H154ZM153 15V16H154ZM189 15V16H190ZM229 15H231V16H229ZM11 16V15H10ZM62 16V15H61ZM208 16V15H207ZM254 16V15H253ZM256 16V15H255ZM3 17V16H2ZM7 17V16H6ZM59 16H57V18H58ZM195 17V20L197 19H199L200 20V22H199V20L198 21H196V22H198L197 24L199 25V27L203 30V31H210L211 32V30H209V29H213V31L209 34V35H211V34H213L214 33V30L216 29V25L215 26H213L212 25V27H211V24H210V27L211 28H207V22H205V20H208V18L210 17H208L207 19H205V20H202V19H200L199 17H197L196 18ZM202 17V16H201ZM204 17H206V16H204ZM212 17V16H211ZM217 17H219V19H220V14H218V16ZM217 17H215L216 19V21H217ZM250 17L248 18V17H246V18H248L249 19V21L250 20H252V18L250 19ZM258 17H260V16H258ZM261 17H263L262 15H261ZM260 17V19H262ZM1 18V17H0ZM4 18V17H3ZM23 18V17H22ZM26 18V17H25ZM153 18L154 17H152V21L154 22V24H156V22H158V21H156L155 19L153 20ZM183 18V17H182ZM182 18H178V20H173L174 22H176V27H180V29H181V32H182V34L184 35V33H183V31L182 30H184V29H186L187 27H189V29L191 28L190 26L192 25V26H196L197 24H196V22H195V20H194V17H192V16H190V17H188L187 19L188 20H186L185 21V19L184 20H182ZM189 18H191V20H189ZM220 19V20H222L223 21V19ZM244 18H242L241 17V20L242 19H244ZM264 18V17H263ZM13 19V18H12ZM15 19V18H14ZM151 19V18H150ZM177 19V18H176ZM237 19H239L240 20V18L238 17ZM260 19H256V22H255V25L253 24V27L255 26V28L253 29L254 31H256V32H258V33H260V35H262L261 33H263V35H264V20H263V22H262V20H260ZM22 20V19H21ZM194 20V22H192ZM210 20L211 21H214V17H213V19H211L210 18ZM224 20H226V23L224 24V26L223 27H225L226 26V29H227V27H229V26H227V20H230V19H225L224 18ZM233 20V22H235L236 23V25H237V23H239V22H237L235 19H232ZM235 20V21H234ZM238 20V21H239ZM245 20V19H244ZM253 20H255V19H253ZM260 20V21H259ZM14 22L16 21V20H13ZM13 21H9L10 22V25L13 23L14 24V22ZM19 21V20H18ZM18 21H16V22H18ZM25 21V20H24ZM23 21V22H24ZM58 21V20H57ZM111 21V20H110ZM209 21V20H208ZM221 21V24H223L224 22H222ZM246 21L247 22H245V23H243L242 21V24L243 25H245L246 23L249 25V21L246 19ZM7 22H8V19H7ZM167 22V23H166ZM218 22V21H217ZM230 22V21H229ZM228 22V25L229 24H231L232 25V22H230L229 23ZM251 22V21H250ZM260 22H262L263 24H261ZM2 23V22H1ZM21 23V22H20ZM165 23V24H164ZM192 23H194V24H192ZM216 23V22H215ZM253 23V22H252ZM9 24V23H8ZM16 24V23H15ZM60 24V23H59ZM64 24V25H65ZM173 24V25H172ZM170 23V27H172V32L174 31L173 30V28H175V24L174 23ZM213 24H214V22H213ZM221 24H219V26L221 25ZM242 24L240 25V28H238V26L239 25H237V27H236V25L234 26V25H232V26H230V27H235V30L234 29H232V30H234V31H236V33L239 31V29L241 30V31H243L241 28L243 27L242 26ZM246 24V25H247ZM7 25V24H6ZM5 25V26H6ZM21 25V24H20ZM60 25V30H57V31H63L64 29H67V28H63L62 29V26ZM112 25V26H111ZM115 25V24H114ZM247 25V26H248ZM4 26V25H3ZM9 26V25H8ZM208 26H209V22H208ZM218 26V25H217ZM246 26V27H247ZM260 26H262L263 27V29H260L261 27ZM0 27H2L1 25H0ZM65 27V26H64ZM197 27V26H196ZM4 28V27H3ZM7 28V27H6ZM14 28V27H13ZM16 28V27H15ZM20 28V27H19ZM23 28V27H22ZM27 28V27H26ZM236 28H238V31H237V29ZM245 27H243V29H244ZM248 28L250 29V27L248 26ZM247 28V29H248ZM21 29V28H20ZM112 29V28H111ZM180 29H175V31L176 30H178V33H179V30ZM191 29H194L193 27L191 28ZM230 29V31L233 33L234 31H232L231 30V28H229ZM246 29V28H245ZM113 30V29H112ZM112 30H110V32H112ZM154 30L155 31H157V29L154 27ZM219 31H222V30H220V29H218ZM251 30V29H250ZM22 31V30H21ZM29 31V30H28ZM56 31V33H58ZM65 31V30H64ZM123 31V30H122ZM174 31V32H175ZM196 30H194V32H195ZM217 31V30H216ZM229 30L227 29V30H225V31H223V35H221L220 34V36H224L225 37V35L226 34H228L227 32H228ZM230 31H229V34H230ZM241 31H240V34H241ZM249 31V30H248ZM248 31H246L245 33H247ZM0 32H1V30H0ZM6 32V29L4 28V31H3V33L4 34H6L5 33ZM109 32V33H110ZM177 32V31H176ZM180 32V33H181ZM185 32V31H184ZM244 32V31H243ZM250 32V31H249ZM3 33L1 34L0 33V47L1 46H3V44L1 45V42H3V40L1 39V36L3 35ZM62 33V32H61ZM130 33V32H129ZM160 33V32H159ZM166 33V32H165ZM187 33H189V32H187ZM191 33V32H190ZM198 33H199V31H198ZM216 33H218V32H215L214 34H216ZM239 33V32H238ZM251 33V32H250ZM7 34H8V29H7ZM6 34V35H7ZM9 34H10V31H9ZM103 34V35H102ZM111 34V33H110ZM131 35L133 34V33H130ZM185 34H186V32H185ZM219 34V33H218ZM6 35L5 36H2V37H6ZM89 35H90V37H89ZM102 35V36H101ZM134 35H135V33H134ZM174 35H176L175 33H174ZM178 35L179 34H177V37L175 38V40L174 41H171V43L169 42V45H167L166 43H168V41H167V38H165L164 40L165 41H161V44H162V46H160L159 44H157L159 41H156L157 43V45H155V48L153 49V50H157L158 48H156V46L157 47H159L161 50H160V52L161 51H163V53H161V55L160 54H158V55H154V56H152L153 57V59H150V60H152L151 62L153 63V65L155 64L156 66H158L157 68H161V69H158L157 70V68L155 67V66H153V69L155 68V71L153 72V70H151L152 71V74H154L155 73V75H157V77H158V79H159V70H160V72H161V70L162 69H164L166 72H168V73H174L175 71H177V73L175 72V75L176 76H179V75H177L178 74V72L180 73L182 70H184V69H187L186 67L185 68H183V65H187V67H188V71H186L187 73H189V72H192L193 70L192 69H194V68H192V67H194L193 66V64L192 63H194L193 61V59H197L198 60V58L200 59V58H206V57H208L209 55H213V56H216V57H218V58H220V59H223V58H228L229 56H231V55H236V60H240L242 63H241V65L242 66H246L247 68H250V69H254V70H256V71H258V70H261L263 67H264V39L262 38V39H256V41L254 40V38L252 39V38H247V36H246V38L245 37H240L239 36V38H237L236 36H234V40H233V37L231 38V40H233V42L234 43H236V41L235 40H237V43L236 44H234V43H228V41H227V39H226V42H221L222 40L220 39V37L217 35V37H219L218 39L219 40H215L214 42H211V43H208V44H205V48H199V45H198V47L196 46V43H195V41H194V43H195V45H194V43H193V41L191 40V38L195 35V36H197V32H195V34H191V36L189 35V37H190V39H188V43L190 42V44H188L187 43V39H186V41H184L185 40V38H188L187 36H185V38L184 39H182L183 38V36L181 35V37H180V35H179V40H180V43H181V41H182V43H184V44H180L179 42H176V40H177V38H178ZM193 35V36H192ZM199 36H200V34H198ZM247 35V34H246ZM252 35V34H251ZM256 35V34H255ZM262 35V36H263ZM56 36V35H55ZM54 36V37H55ZM58 36V35H57ZM63 36V35H62ZM103 36H106V38L105 37H103ZM133 36V35H132ZM150 36V35H149ZM203 36V35H202ZM201 36V37H202ZM205 36V35H204ZM227 36V35H226ZM242 36H243V34H242ZM248 36H249V34H248ZM254 36V35H253ZM8 37V36H7ZM10 37V36H9ZM99 37H101V38H99ZM102 37H103V39H102ZM223 37V38H224ZM227 37H229V36H227ZM226 37V38H227ZM94 38V39H93ZM107 39V40H105V39ZM143 38H145V37H143ZM142 38V39H143ZM149 38V37H148ZM193 38H195V37H193ZM192 38V39H193ZM230 38V37H229ZM59 39H61V37H58V40ZM62 39H64V37L62 38ZM117 39V40H118ZM211 39V38H210ZM225 39V38H224ZM6 40V39H5ZM89 40V41H90ZM115 42H113V41ZM139 40H141V39H139ZM147 40V39H146ZM161 40V39H160ZM163 40V39H162ZM191 40V41H190ZM198 40V39H197ZM196 40V41H197ZM201 40L203 41V38H201ZM7 41V40H6ZM37 41V40H36ZM61 41V40H60ZM59 41V42H60ZM119 41V40H118ZM167 41V42H166ZM221 42L222 44H220V48L219 49H217L216 50V48L214 49V44L216 43L217 45H219V43L218 42ZM225 41V40H224ZM64 42H65V40H64ZM83 42V41H82ZM112 42V43H111ZM177 44H176V43ZM11 43V42H10ZM15 43V42H14ZM17 43V42H16ZM15 43V44H16ZM44 43V42H43ZM57 43V42H56ZM79 43H80V41H79ZM131 43V44H130ZM130 43H128V45L130 44L131 46H132V43L133 42H130ZM192 43V44H191ZM197 43H199L198 41H197ZM239 43H241L240 45H237V44H239ZM6 44V43H5ZM36 44V43H35ZM38 44V43H37ZM46 44V43H45ZM51 44H52V42H51ZM50 44V45H51ZM63 44H65V43H63ZM86 44H87V46H86ZM97 46H96V45ZM99 44V45H98ZM103 44V45H104ZM164 44H166V45H164ZM202 44V43H201ZM203 44V45H204ZM215 44V45H216ZM255 44H259L257 47H256V49L257 50H255V51H257L255 54H251V52L249 53L248 52V50L249 49H251V48H254L255 47ZM9 44H6V48L9 50V46H8ZM14 45V44H13ZM18 45V44H17ZM89 45H91L92 46V48H93V52L95 51V46H96V49L98 48V50H96L98 53L96 54V51H95V53H93V52H90L91 51V47L89 46ZM135 45H137L136 47H139V46H143V45H140L139 44V42L137 43V44H134V46H132V47H135ZM159 45V46H158ZM183 45V46H182ZM37 46V45H36ZM78 46H80V44L78 45ZM101 46V45H100ZM131 46H127L128 47V49H130L129 47H131ZM163 46H164V48H163ZM202 46V45H201ZM200 46V47H201ZM12 46L10 45V49H12L11 48ZM51 47H52V45H51ZM86 47H90V48H86ZM131 47V48H132ZM153 47V46H152ZM204 47V46H203ZM16 48H17V46H16ZM63 48V50H64V47H62ZM83 48H81L80 47V49H79V51H81V50H83ZM124 49H122V53H123V51H125L126 50V53L124 52V54H122L123 55V57L125 56L126 58L125 59H127V58H129V59H131L132 57H134V52H133V54H131L132 56H131V58H130V53L132 52V49L131 50H128L126 47H123ZM126 48V49H125ZM6 49V50H7ZM18 49V48H17ZM33 49V48H32ZM58 49H61V48H58ZM111 49H113V50H111ZM120 49V48H119ZM5 50V51H6ZM7 50V51H8ZM24 50V49H23ZM90 50V51H89ZM113 51V52H111V51ZM116 52H115V51ZM137 50V49H136ZM0 51H4V49L2 50V47H1V49H0ZM15 51V50H14ZM18 51V50H17ZM47 51V50H46ZM112 53V54H110V52ZM118 51V52H117ZM127 51L129 52V55H128V53H127ZM254 51V52H255ZM1 52V53H2ZM16 52V51H15ZM58 52V51H57ZM88 52V53H87ZM89 52L90 53H93L94 54V56H93V54H89ZM101 52V53H100ZM159 52V53H160ZM0 53V54H1ZM18 53V52H17ZM113 53H114V55H113ZM118 53V54H117ZM249 53V54H248ZM86 54L88 55L89 54V56L90 57H87L86 56ZM116 54V55H115ZM135 54H139V52L138 53H136V51H135ZM20 55V54H19ZM54 55V54H53ZM52 55V56H53ZM56 55V54H55ZM58 55H60V54H58ZM95 55H96V57H95ZM122 55H120V56H122ZM63 56V55H62ZM78 56V55H77ZM84 56V57H83ZM128 56V57H127ZM159 56V57H158ZM55 57V56H54ZM91 57L93 58L92 60H91ZM119 57V56H118ZM155 57V58H154ZM135 58V57H134ZM183 58H184V60H183ZM185 58H187V59H185ZM8 59V58H7ZM50 59V58H49ZM55 59V58H54ZM56 59H57V57H56ZM56 59L55 60H53L54 62L56 61ZM75 59V58H74ZM124 59V58H123ZM122 59V60H123ZM129 59H127V60H129ZM59 60V59H58ZM76 60V59H75ZM150 60H148V61H150ZM153 60H157V62H155L154 63V61ZM188 60L189 62H186V61ZM191 60H192V62H191ZM52 61V62H53ZM118 61V62H117ZM138 61V60H137ZM147 61V60H146ZM57 62V61H56ZM61 62V61H60ZM59 61H58V63H60ZM63 62V61H62ZM117 62V63H116ZM134 63V65H139L141 62H137L136 63V59H134V60H132V61H129V62H124L123 64H124V66H127V64H129V65H133V63ZM196 62V61H195ZM49 63V62H48ZM66 63V62H65ZM72 62H70L69 64H71ZM74 63V62H73ZM94 63V64H93ZM201 64L202 62H199L198 61V63L196 64V69H194V71H197L196 73H195V75L194 76H192L191 75V73H189V74H187L186 72H183L182 71V74L183 75H185L186 76V74H187V77L189 76V78H198V77H206V75H207V72H208V67L207 66H200V65H198V64ZM31 64V63H30ZM46 64V63H45ZM53 64V63H52ZM51 64V65H52ZM67 64H68V62H67ZM87 64H86V66H84V67H86L87 68ZM203 64V63H202ZM34 65V64H33ZM48 65H50V64H47V67H48ZM58 65V64H57ZM57 65H55V71L53 70L52 71V75L54 76L53 77V79L51 78V79H49L48 78V75H50L51 74V72H50V74H48V72H46L48 75H46L47 76V79L48 80H46L45 79V81H46V83L42 86L43 88L41 89V91H40V94L38 93L39 92V90H38V92H37V94H39V95H37V96H34V97H37L36 99L34 98L32 101L35 103V105H33L34 103L33 102H31V100H30V102H31V104L30 105H27V103H28V101L26 102V106H25V108L27 107L28 109V112H27V114L29 115V112H30V110L33 108V110H34V108L35 109H37V104H39V103H41V102H39V101H42V103L41 104H43V106L41 107L40 105L41 104H39V110L41 109V108H43V110H44V108H46V105L47 104H49V103H52V102H56V101H58L59 100V102L60 101H62L63 99L61 98V100H60V94L61 93H63V90H65L64 92L65 93H67L68 95H69V93H68V91H70V90H72V88L69 90V86L71 85V84H68V82L70 83V81H68V79H70V76H69V78H68V75H69V73H68V71L66 70V69H69L70 70V68H71V71H73L72 70V66L70 67V65L68 66V65H66V67L67 68H65L64 70H58V67H57ZM78 65V66H79ZM90 66H91V64H89ZM88 65V66H89ZM191 65H192V67H191ZM198 65V66H197ZM204 65V64H203ZM13 66V65H12ZM53 66H54V64H53ZM53 66H51L50 68H52L53 69ZM61 66V65H60ZM137 66H135V67H137ZM140 66H141V70H143V69H145V68H143L144 66L142 65V64H140ZM143 66V67H142ZM152 66V65H151ZM1 67V66H0ZM18 67V66H17ZM19 67H20V65H19ZM29 67H31V66H29ZM69 67V68H68ZM112 67V68H113ZM197 67H199V68H197ZM13 68H15V67H13ZM50 68H49V70H50ZM143 68V69H142ZM146 68H147V66H146ZM152 68V67H151ZM150 68V69H151ZM3 69V68H2ZM5 69H7V68H5ZM19 69V68H18ZM30 69V68H29ZM28 69V70H29ZM60 69H63V68H60ZM96 69V68H95ZM149 69V70H150ZM179 69H182V70H180V71H178ZM189 69H191V71L189 70ZM22 70V69H21ZM37 69H35L34 71H36ZM44 70V69H43ZM47 70V69H46ZM138 71H139V69H137ZM30 71V70H29ZM51 71V70H50ZM71 71H69L70 73H71ZM185 71V70H184ZM1 72V71H0ZM28 72V71H27ZM31 72V71H30ZM54 72V73H53ZM76 71H75V69H74V72L73 73H75ZM162 72H163V70H162ZM10 73V72H9ZM18 73H20L19 71H18ZM32 73H33V71H32ZM38 73V72H37ZM40 73V72H39ZM142 73V72H141ZM149 73V72H148ZM151 73V72H150ZM158 73V74H157ZM186 73V74H185ZM15 74H16V72H15ZM15 74L13 73L12 74V76H15ZM21 74V73H20ZM23 74V73H22ZM28 74V73H27ZM45 74V73H44ZM43 74V75H44ZM78 74V73H77ZM181 74V73H180ZM181 74V76H183ZM5 75V74H4ZM18 75V74H17ZM31 75L32 74H29V76L31 77ZM39 75V74H38ZM70 75H72V74H70ZM76 75V74H75ZM161 75V74H160ZM1 76V75H0ZM11 76V77H12ZM20 75H18V78L15 76V77H13L14 79L16 78V79H20V77H19ZM28 76V77H29ZM34 76V75H33ZM143 76H145V75H143ZM150 75H148V77H149ZM1 77H3V76H1ZM29 77V78H30ZM35 77H38V76H35ZM44 77V76H43ZM49 77H52V76H49ZM79 77V76H78ZM156 77V78H157ZM8 77H6V79H7ZM32 78V77H31ZM34 78V77H33ZM145 78V77H144ZM147 78V77H146ZM145 78V79H146ZM153 78V77H152ZM155 77H154V79H152L153 80V82L152 83H149V82H147V83H149V84H152V87H150V86H148V84H145V82H144V84H145V86H142V87H140L141 86V83H140V85H139V88L138 87H134L135 88V90L137 89V91L135 92V93H133L134 91H133V89H132V83H131V88L130 87H128V86H126L127 87V89L126 90H128L129 91V88H130V92L132 91V100H133V104H136L135 106H141V107H143L142 108V112H144V113H147V115L149 116V122L150 123H143V118L141 117V115H140V113H139V115L140 116H131L132 118H130L129 116V118L128 119H130V124H128L129 125V127L131 128V124L133 125V123H136L137 121V124L139 123V121H141L142 120V122H141V126H139V127H134V126H136V125H134L131 129H132V131H130L131 129H129V127L127 126V130L126 131H128L127 133H126V135H124L125 133L124 132H126V131H122L123 133H120L119 134V136L121 135L122 137H125L126 138V140L124 139V138H120L121 139V141L123 140V142H121L120 141V143H122V145L123 146H121L120 145V143H118L120 146H121V149H119V150H121L122 151V153H121V151H120V153L121 154H123V155H121V154H117L118 156H124L125 155V157H126V163H128L127 165L130 167V166H132V164L134 165V164H138V163H140L139 161H141V160H144V158L142 159V156H140V154H139V152L140 151H142V150H140L139 148H134V144H133V141L137 138L136 136L137 135H143V134H148V133H150L151 131H154V130H156V133H157V131L159 130H161V129H175V128H179V129H181V128H184V126H185V123H186V119L182 116V114H180L177 110H176V108H175V103H174V101H175V99H171L170 98V95L168 94V93H165L163 90H162V87L160 86V83H159V86L160 87H158V85L156 86V85H154L153 83H154V81H156L157 79H156ZM3 79V78H2ZM12 79V78H11ZM26 80H25V82H27L28 80H27V78H25ZM76 79V78H75ZM145 79H144V81H145ZM147 79H149V78H147ZM146 79V80H147ZM150 79H151V77H150ZM156 79V80H155ZM4 80H5V77H4ZM8 80L9 81H12V80H10V78L9 79H7L5 82H3V80L1 81V78H0V85H2V82L4 83V86H5V84L8 82ZM32 80V79H31ZM79 80V79H78ZM17 81V80H16ZM75 81V80H74ZM85 81H87V80H85ZM84 81V82H85ZM151 81V80H150ZM23 82V84L25 83L24 81H22ZM28 82H30V79H29V81ZM27 82V83H28ZM55 83V82H57L58 83V85L56 86V87H53L52 85H54V84H52L51 85V83ZM159 82V81H158ZM13 83V82H12ZM16 83V82H15ZM72 83V82H71ZM17 84H19V83H17ZM30 84V83H29ZM79 84V83H78ZM124 84V83H123ZM157 84V83H156ZM13 86L14 88H15V86H14V83L13 84H9V82L7 83V87L5 88L4 86V88L6 89V90H8V91H11L12 90V86L11 87H8V86ZM22 85V84H21ZM26 85V84H25ZM31 85H32V83H31ZM69 85V86H68ZM73 85V84H72ZM114 85V84H113ZM138 85V84H137ZM142 85H143V83H142ZM16 86H18V85H16ZM23 87H24V85H22ZM27 86V85H26ZM33 86H34V84H33ZM37 86H38V83H37ZM37 86H35V88L37 87ZM55 86V85H54ZM85 86H86V84H85ZM117 86H120V85H116L115 87H113V88H117ZM136 86V85H135ZM156 86V87H158V88H154V87ZM3 87L1 88L0 87V89H3ZM19 87V86H18ZM40 86H38L37 88H39ZM74 87H76V86H74ZM84 86H83V84H82V87H80L81 89L83 88ZM125 87V86H124ZM13 88V90H14V92H15V89ZM17 88V87H16ZM26 88V87H25ZM77 88V87H76ZM79 88V89H80ZM110 88H112V86L110 87ZM123 88V85L121 86V89ZM9 89H11V90H9ZM23 89V88H22ZM62 89V90H61ZM80 89V90H81ZM120 89V91H126V90H121ZM12 90V91H13ZM17 90V89H16ZM115 90V89H114ZM114 90L112 91V92H114ZM119 89H117L116 90V92H114V93H118L119 94V92L120 91H118ZM25 91H27V90H25ZM31 91V90H30ZM34 91H35V89H34ZM67 91V92H66ZM91 93H92V95H89V96H87V98H89V100H93L92 98H91V96H95V95H98V94H100L99 93V91H98V94L97 93H95V94H93V90L91 89ZM118 91V92H117ZM0 92H1V90H0ZM20 92V91H19ZM61 92V93H60ZM71 92V91H70ZM77 92V91H76ZM75 92V93H76ZM78 92H79V90H78ZM96 92V91H95ZM127 92V91H126ZM26 93V92H25ZM90 93V91L89 92H87V94H89ZM90 93V94H91ZM128 93V92H127ZM4 94H5V92H4ZM20 94V93H19ZM31 94V93H30ZM64 94V93H63ZM84 94H86V93H84ZM112 94V93H111ZM125 94V93H124ZM128 94H130V93H128ZM128 94H127V96H128ZM3 95V94H2ZM6 95V94H5ZM8 96H10L9 94H7ZM20 95H23V94H20ZM25 95H27V94H25ZM33 95V94H32ZM62 95V94H61ZM66 95V94H65ZM120 95V94H119ZM122 95V94H121ZM15 96V95H14ZM93 96V97H94ZM100 97L101 96H104V94H102L101 93V95H99ZM122 96H125V95H122ZM4 97V96H3ZM6 97V96H5ZM18 97V96H17ZM33 97V96H32ZM62 97H64V95L62 96ZM79 97V96H78ZM129 97H131L130 95H129ZM129 97H127V99H126V97H124L126 100H125V102H126V104H127V102L129 103V105H127V106H130L132 103H130V101H128L129 99L131 100V98H129ZM65 98V97H64ZM71 98H72V96H71ZM74 98V97H73ZM73 98L71 99L72 100V102H73ZM80 98V97H79ZM78 98V99H79ZM83 98V97H82ZM103 97H101V99H102ZM123 98V97H122ZM14 99H16V98H14ZM24 99V98H23ZM49 99V100H48ZM57 99V100H56ZM77 99V98H76ZM75 98H74V100H76ZM38 100V101H37ZM48 100V101H47ZM65 100V99H64ZM63 100V101H64ZM83 100V99H82ZM86 100V99H85ZM103 100V99H102ZM17 101H19L18 99H17ZM17 101H16V104H11V105H5V104H1L0 105V115H3V116H0V120H2V119H8V122L10 121V119L9 118H11L13 115H14V112H15V114H17L16 113V109L14 110V112H12V110L10 111V110H8V108L7 107H12V108H18V105H17ZM37 101V102H36ZM50 101V102H49ZM80 101H81V99H80ZM106 101H107V99H106ZM10 102V101H9ZM44 102H47V103H44ZM75 102V101H74ZM79 102V101H78ZM103 102H105V101H103ZM107 102H109V101H107ZM114 102H115V100H114ZM4 103V102H3ZM8 103V102H7ZM11 103V102H10ZM9 103V104H10ZM83 103H86L87 105H86V107L88 106L89 107V105H88V102H83ZM94 103V102H93ZM113 103V102H112ZM117 103V102H116ZM24 104H25V102H24ZM54 104V103H53ZM64 104V103H63ZM75 104V103H74ZM125 103L123 102V105L122 106H125L124 105ZM132 104V105H133ZM5 105V106H4ZM51 105V104H50ZM76 105V104H75ZM75 105H74V108H75ZM80 105V104H79ZM84 105V104H83ZM91 105H93V104H91L90 103V107H92ZM29 106V107H28ZM32 106V108H30ZM73 106V105H72ZM85 106V105H84ZM84 106H81V107H84ZM119 106L120 107H122L121 106V104L119 103ZM118 106V107H119ZM127 106H125V108H127ZM80 107V106H79ZM78 107V105H77V108H79ZM131 107H133V106H131ZM7 108V109H6ZM24 107H23V105H22V110H24L23 109ZM76 108V109H77ZM137 108V107H136ZM30 109V110H29ZM52 109H54V105H53V107H52ZM56 109V108H55ZM82 109V108H81ZM122 109V108H121ZM26 110V109H25ZM51 110V109H50ZM74 110V109H73ZM85 108H84V112H85ZM119 110H120V108H119ZM123 110V109H122ZM127 110V109H126ZM55 111V110H54ZM87 111H89V110H87ZM4 112V113H3ZM12 112V114H10ZM32 112V111H31ZM30 112V113H31ZM117 112H118V110H117ZM133 112V111H132ZM132 112H130V113H132ZM24 114H25V112H23ZM22 113V114H23ZM38 113H40V111L38 112ZM47 113V112H46ZM50 113V112H49ZM124 113V112H123ZM126 113V112H125ZM136 112L134 111V113H132V114H135ZM10 114V116H8ZM33 114V113H32ZM35 114V113H34ZM57 114V113H56ZM82 114V113H81ZM80 114V115H81ZM131 114V115H132ZM47 115V114H46ZM60 115V114H59ZM72 115V114H71ZM79 115V116H80ZM143 115V114H142ZM5 116H7V117H5ZM17 116V115H16ZM25 116V115H24ZM51 116V115H50ZM67 116V115H66ZM70 116V115H69ZM77 116V115H76ZM75 116V117H76ZM147 116V117H148ZM5 117V118H4ZM14 117V116H13ZM18 117H20L19 115H18ZM33 117V116H32ZM56 117V116H55ZM72 117V116H71ZM81 117V116H80ZM134 117V118H133ZM138 119H137V118ZM144 117V116H143ZM146 117V116H145ZM29 118V117H28ZM82 118V117H81ZM136 118V119H135ZM20 119V118H19ZM57 119H58V117L56 118V121H57ZM85 119H87V118H84L83 120H85ZM118 119V118H117ZM127 119V118H126ZM126 120V121H129V120ZM135 119V120H134ZM145 119V118H144ZM13 121V126L15 127H11V129L10 130H8V131H5V130H1L2 129V126H0V187H1V192H0V194L4 197V196H9L8 195V193H10L11 194V192L13 193V191L15 192V193H18V190L17 189H19L20 187H22L23 188V190L26 188V187H28V186H26V185H28V184H31V185H37L38 187L40 186V187H42V186H44L45 187V191H44V194L45 193H47V194H49L48 192H52L53 190H55V186L56 185H58L57 186V188H56V190L57 189H59V190H57V191H55V192H52L51 194H52V196H51V199L53 200V202H56L57 201V195H58V193L59 194H65V195H68V194H70L72 191L74 192V189H75V186H73V184L74 183H76L77 181L78 182H83L86 178H90L91 179V181H92V183L94 182L95 183V185H97V189H98V187L100 188L101 186H102V184H105V185H107V186H109V187H107L106 186V188L104 189V190H109L110 188H111V190L113 189V190H115L116 189V191H117V193H118V191L120 192V193H122V194H120V193H118L119 194V196L121 195V198H123V199H125L126 201H124L125 202V204H127L128 206H130L129 204H130V202H134V203H136V212L138 213V212H140V213H142L143 215H145L146 213H149L151 210L152 211H158V209L161 207V204H162V199L165 197V196H167L169 193H173L174 192V189L176 188V184H175V182H171V181H169V177H171L173 174H174V172L176 173L177 172V166L176 165H174V166H172V167H166V168H164V167H162L161 165H163L166 161H174V162H176V163H178V160H176V158H175V155H174V153L172 152V153H170V154H167V155H161L160 153H162L163 154V148H162V146H161V143H157V142H155L156 141V138H155V141H153V143L149 140V142H151V144L149 145L150 147H149V149H151L152 150V152H151V154H150V156L154 159V166H153V168L155 169V168H157V169H155V170H157V173H156V175L154 176V175H152V173L150 174V172H152V171H150L149 169H148V172L149 173H145L144 171H145V169H142L143 167H140L141 169H136V173H132V172H135V170L134 171H132L133 170V168H130V169H132V170H130L129 168H126V169H124V167H123V171L124 172H126V174L124 173L123 174V176H126V177H122V176H120V173H118V175L117 174H115L114 176H112L111 178H109L108 176H106V175H108L109 174V172H108V170L109 169H103V170H101L102 169V167H103V165L100 163H96V164H99L98 166H96L95 164L93 165V166H90V168H88V169H86L88 166H87V164H86V168L84 169V170H76L73 166H76V165H74V164H69V165H64L63 163H65V161L67 162V163H69L67 160H65V157L64 158H62V161H63V159L65 160V161H63V163H61V160H51L50 162H48V163H46L45 164V162L44 163H42L41 162V158L39 159L40 161H37V156L35 155L34 157H36L35 158V161L33 160V157H32V159H31V157L29 158V155L31 156V155H33V154H35V153H37V152H39L38 150L40 149L41 151H43L41 148H39L38 146L39 145H31L30 144V142H32V141H30L29 143H28V141H27V145L26 144H23V143H25V139H27L28 140V138H30V139H32V140H34L33 138H34V136H32L31 134H29V129L27 130V131H25V133L27 134V135H23V133L21 134V135H23L24 137H27V138H23V142L21 141V143L22 144H20V142H19V138H18V136L20 135H18L17 136V134H18V130H16L17 129V127H16V125H18V123L16 122L15 123V121H17L18 119H12ZM28 120V119H27ZM50 120V119H49ZM60 120V119H59ZM77 120V119H76ZM124 120H125V118H124ZM123 120V121H124ZM133 122H132V121ZM147 120V119H146ZM19 121V120H18ZM22 122H23V120H21ZM27 122V121H26ZM47 122H49V121H47ZM51 122V121H50ZM58 122V121H57ZM78 122V121H77ZM125 122V121H124ZM148 122V121H147ZM6 123H7V121H6ZM14 123L16 124V125H14ZM20 123V122H19ZM123 123V122H122ZM143 123V124H142ZM127 124V123H126ZM125 124V125H126ZM8 125H9V123H8ZM11 125V124H10ZM32 125V124H31ZM34 125V124H33ZM40 125H42V124H40ZM47 125V124H46ZM67 125V124H66ZM77 125V124H76ZM96 125V124H95ZM5 126H6V124H5ZM19 126H22L21 124L19 125ZM28 126V125H27ZM62 126V125H61ZM28 127H32V126H28ZM57 127H58V125H57ZM56 127V128H57ZM87 127V126H86ZM125 127V126H124ZM36 128V127H35ZM55 128V129H56ZM61 128V127H60ZM59 128V130L58 131H60L61 129ZM66 128V127H65ZM65 128H63V129H65ZM77 128V127H76ZM85 128V127H84ZM83 128V129H84ZM122 128V127H121ZM23 129V128H22ZM21 129V130H22ZM124 129H126V127L124 128ZM25 130V129H24ZM20 131V130H19ZM37 131V130H36ZM42 131V130H41ZM56 131V130H55ZM54 130H53V132H55ZM57 131V132H58ZM62 131V130H61ZM59 132L60 133V135L57 133V135H59V137L60 136H62V135H64V136H67V132L66 131H62V132ZM95 130H93V131H91V132H94ZM99 131V130H98ZM158 131V132H159ZM22 132H24L23 130H22ZM50 132V131H49ZM78 132V131H77ZM82 132V131H81ZM89 132V131H88ZM87 132V133H88ZM91 132H89V133H91ZM115 132V131H114ZM31 133V132H30ZM35 133V132H34ZM33 133V134H34ZM101 133V132H100ZM136 133V135H134L133 136V134H135ZM155 133V131H154V134H156ZM39 134V133H38ZM37 134V135H38ZM49 134V133H48ZM51 136L53 137V135H54V133L52 134V131H51ZM69 134H71V133H69ZM81 134V133H80ZM92 134H94V133H92ZM123 134V135H122ZM152 134H153V132H152ZM152 134H150V135H152ZM159 133H157L156 135H158ZM56 135V134H55ZM54 135V136H55ZM73 135V134H72ZM72 135H70V136H72ZM87 135V134H86ZM85 135V136H86ZM89 135V134H88ZM94 135H96V134H94ZM102 135V134H101ZM150 135H146L147 137L148 136H150ZM160 135V134H159ZM46 136H48L47 135V133H46ZM76 136V135H75ZM92 136V135H91ZM96 136H98V135H96ZM21 138H22V136H20ZM94 137V136H93ZM117 137V136H116ZM136 137V138H135ZM153 137V136H152ZM38 138V137H37ZM36 138V139H37ZM49 138V137H48ZM77 138V137H76ZM89 138V137H88ZM91 138V137H90ZM107 138V137H106ZM135 138V139H134ZM145 138V137H144ZM159 138H160V136H159ZM41 139H44V138H41ZM52 139V138H51ZM58 139V138H57ZM119 139V138H118ZM119 139V140H120ZM151 139V138H150ZM153 139V138H152ZM161 139V138H160ZM48 140V139H47ZM46 140V141H47ZM65 140V139H64ZM93 140V139H92ZM96 140V139H95ZM99 140H100V138H99ZM104 140V139H103ZM106 140V139H105ZM133 140V141H132ZM138 140V139H137ZM135 140L134 142L135 143H139V142H141L140 140ZM154 140V139H153ZM38 141V140H37ZM37 141H35L36 143H37ZM40 141V140H39ZM39 141H38V143H39ZM68 141V140H67ZM67 141H65V142H67ZM71 141V140H70ZM75 141H76V139H75ZM111 141V140H110ZM109 141V142H110ZM113 141V140H112ZM117 141V140H116ZM34 142V141H33ZM42 142H44L43 140H42ZM53 142V141H52ZM59 142H60V138H59ZM72 143H73V141H71ZM77 142V141H76ZM108 142V143H109ZM47 143V142H46ZM106 143V142H105ZM124 143V144H123ZM126 143V144H125ZM131 143V144H130ZM29 144V145H28ZM34 144V143H33ZM65 145H67V143H64ZM63 144V145H64ZM69 141H68V146H69ZM136 144V145H137ZM107 145V144H106ZM112 145V144H111ZM115 145V144H114ZM140 145V144H139ZM146 145H147V143H146ZM41 146V145H40ZM43 147H47V145L46 146H44V145H42ZM72 147H71V149H75L74 150V152H76V153H78V150H76V148H74L75 146H76V143H75V146H73V144L71 145ZM78 146V145H77ZM131 146H133V148L131 147ZM38 147V148H37ZM49 147V146H48ZM93 147V146H92ZM148 147V146H147ZM259 147V146H258ZM257 146H254V148L253 147H249V148H247L246 149V152L249 150V152L251 153V152H253V150H255V148L257 149L258 148ZM65 148L67 149V146H65ZM79 148V147H78ZM90 148V147H89ZM94 148V147H93ZM253 148V149H252ZM51 149V148H50ZM53 149V148H52ZM69 149V148H68ZM67 149V150H68ZM102 149V148H101ZM115 149V148H114ZM259 149H260V147H259ZM258 149V150H259ZM261 149H264V148H261ZM45 151H46V149H44ZM54 150V149H53ZM52 150V151H53ZM67 150H65V152L67 151ZM80 150V149H79ZM91 150V149H90ZM104 150H106V148H104ZM143 150H145V149H143ZM250 150H252V151H250ZM257 150V151H258ZM50 150H48V152H49ZM71 151V150H70ZM146 151H148V150H146ZM261 150H259V152H260ZM263 151V150H262ZM61 152V151H60ZM59 152V153H60ZM64 152V153H65ZM72 152V151H71ZM73 152V153H74ZM86 152V151H85ZM88 152V151H87ZM93 152V151H92ZM97 152V151H96ZM95 152V153H96ZM144 152V151H143ZM248 152V153H249ZM256 152V151H255ZM43 153H44V151H43ZM53 153V152H52ZM63 153V152H62ZM94 153V152H93ZM99 153V152H98ZM103 153V152H102ZM263 153H264V151H263ZM90 154V153H89ZM108 154H110L109 152H108ZM138 154H139V157H138ZM252 154V153H251ZM259 154V153H258ZM261 154V153H260ZM48 155V154H47ZM54 155V154H53ZM82 155V154H81ZM141 155H143V154H141ZM252 155H254V154H252ZM262 155H264V154H262ZM59 156V155H58ZM73 156H75V155H73ZM85 156V155H84ZM146 156H148V155H146ZM38 157H42V156H38ZM69 157V156H68ZM72 157V156H71ZM86 157V156H85ZM119 157V158H120ZM143 157H145V155L143 156ZM151 157H148L149 158V160H150V158ZM251 155L249 156L248 155V157H247V154H246V158H249V159H251L250 161H251V163H250V161L248 162V160H246L247 161V163L248 164H250V165H247V168H249V169H251L252 171V173L253 172H256V171H258V170H256V169H253V166L255 167L256 166V158H254L255 157V155H254V157H251ZM46 158V157H45ZM44 158V159H45ZM89 158H91V157H89ZM93 158H94V156H93ZM96 158H97V156H96ZM95 158V159H96ZM104 158V157H103ZM110 158V157H109ZM113 158H114V156H113ZM146 158V157H145ZM148 158H146V160H148ZM252 158H254V162H255V165H254V162H253V159ZM67 159V158H66ZM76 159H77V157H76ZM264 159V158H263ZM262 159V160H263ZM42 160H43V158H42ZM98 160V159H97ZM114 160H116V158L114 159ZM113 160V161H114ZM148 160V161H149ZM157 160H158V162H157ZM261 160V161H262ZM71 162H72V159L70 160ZM87 161V160H86ZM90 161V160H89ZM92 161V160H91ZM90 161V162H91ZM112 161V162H113ZM123 161H125V160H123ZM260 161V162H261ZM75 162H76V160H75ZM83 162H84V160H83ZM95 162V161H94ZM109 162H111V161H109ZM120 162V161H119ZM253 162V163H252ZM82 163V162H81ZM86 163V162H85ZM118 163V162H117ZM116 163V164H117ZM121 163H123V162H121ZM258 163V162H257ZM84 164V163H83ZM124 164V163H123ZM144 164V163H143ZM253 164V165H252ZM88 165H89V163H88ZM126 165V166H127ZM145 165H146V163H145ZM252 165V166H251ZM80 166V165H79ZM84 166V165H83ZM82 166V167H83ZM115 166V165H114ZM118 166V165H117ZM125 166V167H126ZM135 166V165H134ZM150 166H152V165H150ZM161 166V167H160ZM248 166H251V167H248ZM81 167V166H80ZM97 167H101V169L100 168H97ZM108 167V166H107ZM106 167V168H107ZM138 167V168H139ZM160 167V168H159ZM109 168V167H108ZM135 168H136V166H135ZM147 168V167H146ZM256 168V167H255ZM97 169H98V171H97ZM112 170L113 169H115V168H111ZM151 169V168H150ZM153 169V170H154ZM248 169V170H249ZM101 170V171H100ZM117 170H118V168H117ZM122 170V169H121ZM126 170V171H125ZM132 171L131 173L129 172V174H128V171ZM87 171H90V173H91V171L92 172H95L94 173V175L92 176V173L90 174L89 172H87ZM166 171H169L170 173L169 174H163L164 172H166ZM263 171V170H262ZM108 172V174H106ZM111 173H113L112 171H110ZM259 172V171H258ZM91 175V177H90V175ZM117 173V172H116ZM251 173V177H248V179H249V181H248V183L249 184H252L251 183V179H252V175H254V174H252ZM257 173V172H256ZM54 174V175H53ZM122 174V173H121ZM259 174V173H258ZM51 175H53V178H51L50 176ZM56 175V176H55ZM101 175V176H100ZM261 175V174H260ZM260 175H258V176H260ZM105 176H106V178H105ZM111 176V175H110ZM250 176V175H249ZM255 176H256V178L253 176V180H255L254 181V183H255V185L256 184H258L259 182V185H257V186H259V189L261 188V186L260 185H264V184H261L262 182L264 183V176L262 177V176H260V178H261V180H259L258 178L259 177H257V174H255ZM100 177H102V178H104V180H99V178ZM244 178H246V177H244ZM244 178L242 179V180H244ZM90 179H86V181H84L85 183L87 182L88 183V181L90 180ZM113 179H115L116 181V183H117V186L118 187H115L114 186V188H112L111 187V184H112V182L113 183H115L114 181H113ZM120 179V180H119ZM99 180V181H98ZM164 180H166V182H167V184L166 185H164L163 184V181ZM263 180V181H262ZM15 181H18V183H19V181H20V183L22 182V185L25 187H23L20 183H19V185H18V183L16 184V182ZM98 181V182H97ZM102 181V182H101ZM258 181V182H257ZM11 182H14L13 183V187H12V190H11V187H10V185L12 184ZM77 182V183H78ZM103 182H105V183H103ZM239 182V181H238ZM243 182V181H242ZM247 182V181H246ZM11 183V184H10ZM91 183V184H92ZM236 183H237V181H236ZM240 183H241V180H240ZM243 183H245V182H243ZM242 183V184H243ZM10 184V185H9ZM14 184H16V185H18V186H20L19 188H15L14 187ZM84 184V183H83ZM248 184V185H249ZM63 185V186H62ZM113 185V184H112ZM240 185V184H239ZM245 185V184H244ZM247 185V184H246ZM245 185V186H246ZM254 184H253V188H254V186H255ZM17 186V187H18ZM36 186V187H37ZM54 186V187H53ZM68 186V187H67ZM79 186H80V183H79ZM86 186V185H85ZM89 186V185H88ZM245 186H244V188H245ZM30 187V186H29ZM32 187V186H31ZM30 187V188H31ZM65 187H67V188H65ZM74 188V189H72V188ZM80 187H82V186H80ZM87 187V186H86ZM240 187V186H239ZM249 187V186H248ZM247 187V188H248ZM14 188V189H13ZM22 188H20L19 189V191L22 189ZM68 188H71V189H69L68 190ZM77 188V187H76ZM88 188V187H87ZM87 188H85L86 190H88ZM95 188V189H96ZM108 188V189H107ZM27 189V188H26ZM52 189V190H51ZM65 189H67V190H65ZM78 189V188H77ZM81 189V188H80ZM84 189V188H83ZM258 189V191H260L259 193H261L262 195H264L262 192H263V190L261 191V190H259ZM263 189H264V187H263ZM33 190H35V189H33ZM38 190V189H37ZM48 190H50V191H48ZM72 190V191H71ZM91 190V189H90ZM113 190H112V192H113ZM242 190V189H241ZM25 191V190H24ZM62 191V192H61ZM67 191V192H66ZM69 191H71L70 193H69ZM76 191H78V190H76ZM81 191V190H80ZM85 191V190H84ZM84 191H82L83 193H86V192H84ZM33 192V191H32ZM35 192H37V191H35ZM57 192V193H56ZM66 192V193H65ZM81 192V193H82ZM90 192V191H89ZM105 192V191H104ZM247 192V191H246ZM251 192V191H250ZM254 192H255V190H253V194H254ZM80 192H74V193H71V194H73V197H76V198H78V197H81V198H78L77 200H79L80 202L82 201V198H84V197H87V196H84V195H81V193L79 194ZM93 193H95V192H93ZM101 193V192H100ZM107 193V192H106ZM14 194V193H13ZM22 194V192L21 193H19L17 196H19V195H21ZM29 194V193H28ZM38 194H39V196H38V198L43 202L45 199L44 198H46L47 197V195H46V197H43V194H42V192L41 193H39L38 192ZM64 194H63V196H64ZM74 194H78V195H74ZM90 194H92V193H90ZM108 194V193H107ZM110 194V193H109ZM113 194V193H112ZM16 195V194H15ZM15 195H14V197H15ZM23 195V194H22ZM36 195V194H35ZM102 195V194H101ZM106 195V194H105ZM262 195H260V197L262 198L263 196ZM16 196V197H17ZM24 196V195H23ZM123 196V197H122ZM11 198L9 199V197H8V200H9V202L10 201H12V203L14 202V200H15V198H14V200H13V196H10ZM20 197H22V196H20ZM20 197H18L19 199H21ZM62 197V196H61ZM65 197V196H64ZM63 197V198H64ZM67 197V196H66ZM72 197V198H73ZM89 197V196H88ZM96 197V196H95ZM238 197V196H237ZM24 198V197H23ZM50 198V197H49ZM70 199H72L71 197H69ZM76 198H74V201L76 200ZM89 198H91V196L89 197ZM245 198V197H244ZM260 198V199H261ZM25 199H28V198H25ZM29 199H31V198H29ZM68 199V198H67ZM81 199V200H80ZM92 199V198H91ZM3 200H4V198H3ZM24 200V199H23ZM36 200V199H35ZM56 200V201H55ZM64 200V199H63ZM83 200H86V199H83ZM96 200V199H95ZM259 199H257V201H258ZM26 201V200H25ZM39 201V200H38ZM46 201V200H45ZM50 201V200H49ZM61 201V200H60ZM65 201V200H64ZM64 201L62 202V203H64ZM68 201H70V200H68ZM91 201H94V200H91ZM5 202V206H7L6 205V201H4ZM15 202H16V200H15ZM14 202V203H15ZM17 202H19V201H17ZM27 202V201H26ZM40 202V201H39ZM48 202V201H47ZM52 202V201H51ZM76 202V201H75ZM83 202V201H82ZM86 201H84L83 203H85ZM87 202H89V201H87ZM96 203H97V201H95ZM20 203V202H19ZM49 203V202H48ZM79 203V202H78ZM92 204L94 203V202H91ZM238 203V202H237ZM22 204L24 205V203L22 202ZM28 204H29V202H28ZM52 204V203H51ZM61 204V203H60ZM81 204V203H80ZM80 204H78V205H80ZM86 204V203H85ZM124 204V205H125ZM263 205H264V203H262ZM3 206H4V204H2ZM17 205V204H16ZM44 205H45V203H44ZM43 204H42V206H41V204L40 205H37L36 203H35V205H32V206H30V207H33V209L32 208H29V209H27V210H29L28 211V213L27 212H25L27 215H25V218L27 217L28 218V216H29V218L30 217H32L33 218V220H35V219H41V218H45V216H46V214H45V210H46V208H45V210H42L45 206H44ZM55 205V204H54ZM64 205V204H63ZM95 205V204H94ZM134 206V204L132 203L131 204V206ZM253 205V204H252ZM261 205V204H260ZM263 205H261V206H263ZM11 206H12V204H11ZM14 206V205H13ZM20 206V205H19ZM49 206V205H48ZM92 206V205H91ZM114 206V205H113ZM254 206V205H253ZM253 206H251V207H253ZM15 207V206H14ZM50 207V206H49ZM51 207H53V206H51ZM96 207V206H95ZM112 207V206H111ZM126 207V206H125ZM250 206H248L247 208H249ZM259 207V205L258 206H256V208H258ZM4 208V207H3ZM7 208V207H6ZM17 208H18V206H17ZM17 208H15V209H17ZM56 208H57V205H56ZM59 208V207H58ZM62 208H64L63 206H62ZM90 208H92V207H90ZM130 208H132V207H130ZM134 208H135V206H134ZM133 208V209H134ZM246 208V207H245ZM255 208V207H254ZM259 208H261V207H259ZM263 208V207H262ZM261 208V209H262ZM9 209V208H8ZM12 209H14V208H12ZM11 209V210H12ZM19 209V208H18ZM24 209H25V207H24ZM54 209V208H53ZM93 209H94V207H93ZM96 209V208H95ZM112 209V208H111ZM129 209V208H128ZM148 209H150V211L148 210ZM239 209H241V208H238V210ZM244 209V208H243ZM242 209V210H243ZM3 211H6V209H2ZM10 210V209H9ZM19 210H22V209H19ZM47 210H49V209H47ZM54 210H56V209H54ZM59 210V212H60V209H58ZM97 210V209H96ZM125 210V209H124ZM249 210H250V208H249ZM252 210H253V208H252ZM1 211V210H0ZM15 211H17V210H15ZM24 211V210H23ZM25 211H26V209H25ZM51 211V210H50ZM57 211V210H56ZM65 211V210H64ZM91 211V210H90ZM100 211V210H99ZM131 211H133V210H131ZM151 211V212H152ZM241 211V210H240ZM246 211H247V209H246ZM245 210H244V212H246ZM254 211H257V209H255ZM11 212V211H10ZM12 212L14 213V211L12 210ZM51 212H54V211H51ZM58 212V211H57ZM93 212V211H92ZM96 212V211H95ZM102 212H104L103 210H102ZM247 212H249V211H247ZM257 212H261L260 211V209L257 211ZM257 212H255V214L257 213ZM8 213V212H7ZM17 213H18V215L17 216H19V211H17ZM64 213V212H63ZM94 213V212H93ZM6 214V213H5ZM16 214V213H15ZM15 214H14V216H15ZM50 214V213H49ZM49 214H47V215H49ZM67 214V213H66ZM109 213H107V215H108ZM136 214V213H135ZM260 214V213H259ZM258 214V215H259ZM3 215V214H2ZM1 215V216H2ZM10 215V214H9ZM9 215H8V217H9ZM21 215H23V213H21L20 214V219H22V216ZM90 215V214H89ZM250 215V212H249V214H248V216ZM4 216L5 215H3L2 216V218H4ZM12 216V215H11ZM16 216V217H17ZM60 216V215H59ZM59 216H58V218H59ZM93 216V215H92ZM95 216V215H94ZM97 216V215H96ZM141 216V215H140ZM146 216V215H145ZM6 217V216H5ZM8 217H7V219H8ZM15 217V218H16ZM24 217V216H23ZM49 217V216H48ZM50 217H51V214H50ZM102 217V216H101ZM109 217V216H108ZM118 217V216H117ZM139 217V216H138ZM256 217V216H255ZM54 218V217H53ZM58 218H56L55 217V219H58ZM82 218H84V217H82ZM103 218V217H102ZM110 218V217H109ZM6 219V218H5ZM55 219H54V221H55ZM60 219V218H59ZM77 219V218H76ZM93 219V218H92ZM9 220V219H8ZM19 220V219H18ZM30 220H31V218H30ZM32 220V221H33ZM48 220H50V218L48 219ZM86 220V219H85ZM89 220V219H88ZM87 220V221H88ZM95 220V219H94ZM263 220H264V218H263ZM15 222L17 221V220H14ZM26 221V220H25ZM53 221V220H52ZM78 221V220H77ZM80 221V223H81V220H79ZM262 221V220H261ZM10 222V221H9ZM27 222V221H26ZM36 222V221H35ZM55 222H57V223H59L58 222V220L57 221H55ZM89 222V221H88ZM8 223V222H7ZM21 223V222H20ZM39 223V222H38ZM54 223V222H53ZM61 223V222H60ZM263 223H264V221H263ZM3 224V223H2ZM5 224V223H4ZM11 224V223H10ZM47 224V223H46ZM65 224V223H64ZM64 224H61V226H63ZM97 224V223H96ZM8 225V224H7ZM23 225H25V224H23ZM41 225V224H40ZM142 225V224H141ZM263 225V224H262ZM1 226H3V225H1ZM5 226V225H4ZM3 226V228H6V230L5 229H2L3 231H4V234H3V232L2 233H0V234H3V236L7 239V241H6V239H5V241L3 242V243H5V244H3V245H8L9 243H10V245H12L11 243H17V241L16 240H14L13 242L11 241L10 242V240H12L14 237H12L13 235H11L12 233H11V231L9 230L8 231V227L9 226H5L4 227ZM28 226V225H27ZM26 226V227H27ZM52 226V225H51ZM56 227L58 226L59 227V225H55ZM15 227H16V225H15ZM32 227V226H31ZM30 227V228H31ZM36 227V226H35ZM40 227H42V225L40 226ZM46 227V226H45ZM44 227V228H45ZM48 227H50V226H47L46 228H48ZM69 227V226H68ZM88 227V226H87ZM140 228H141V226H139ZM263 227V226H262ZM8 228V229H7ZM37 228H39L38 227V225H37ZM36 228V229H37ZM122 228V227H121ZM120 228V229H121ZM144 228V227H143ZM0 229H1V227H0ZM18 229V228H17ZM29 229V228H28ZM61 229V228H60ZM67 229V228H66ZM66 229H64V227H63V230H66ZM260 229V228H259ZM2 230H0V231H2ZM14 230V229H13ZM15 230H16V228H15ZM14 230V231H15ZM21 230V229H20ZM19 230V231H20ZM33 230V229H32ZM41 230V229H40ZM48 230V229H47ZM51 230V229H50ZM264 230V229H263ZM23 231V230H22ZM43 231V230H42ZM45 231V230H44ZM122 231V230H121ZM244 231V232H243ZM257 231V230H256ZM9 232V233H8ZM24 232V231H23ZM37 232V231H36ZM48 232V231H47ZM52 232V231H51ZM50 232V233H51ZM64 232V231H63ZM242 232H243V234H245L246 233V230H242ZM262 232V231H261ZM5 233H8L9 235H10V237H12V239H10L9 237L7 238V236L6 235H8V234H5ZM14 233V232H13ZM33 233H35V232H33ZM49 232H48V235L50 234ZM57 233V232H56ZM69 233V232H68ZM77 233V232H76ZM105 233V232H104ZM127 233V232H126ZM131 233V232H130ZM15 234V233H14ZM21 234H24V233H22L21 232ZM20 234V235H21ZM44 234H45V232H44ZM58 234V233H57ZM60 234V233H59ZM64 234H66V233H63V235ZM110 234V233H109ZM112 234V233H111ZM134 234H136V233H134ZM247 234V233H246ZM258 232H256V235L254 234V232L252 233L251 232V235H253V236H260V234H258ZM16 235H18L17 233H16ZM15 235V236H16ZM25 235V234H24ZM26 235H28V234H26ZM52 235H53V233H52ZM72 235H74V234H72ZM93 235H95L96 236V234H93ZM97 235H99V234H97ZM108 235V234H107ZM19 236V235H18ZM32 236V235H31ZM36 236V235H35ZM47 236V235H46ZM56 236V235H55ZM58 236V235H57ZM66 236H68V235H66ZM84 236V235H83ZM95 236H92V237H95ZM100 236V235H99ZM98 236V237H99ZM104 236H105V234H104ZM129 236V238H130V234L128 235ZM131 236H134L135 237V235H131ZM137 236V235H136ZM140 236V235H139ZM3 237V238H4ZM20 238L22 237V236H19ZM28 237V236H27ZM27 237H26V239H27ZM33 237V236H32ZM51 237V236H50ZM59 237H62V236H59ZM69 237H70V235H69ZM87 237V236H86ZM25 238V237H24ZM23 238V240H22V238H21V240H18V244H14L16 247H14L13 249L15 250V249H17L16 251H20L19 249H22L21 250V252H23V253H21V254H23V255H21L20 253H16L17 255H15L16 257H18V258H22L23 257V259H21V260H23L24 262H25V260H27L26 261V264H86V263H88V262H86L85 260H84V256H82V259H81V261H79L78 260V262H77V258L78 257H80V256H73V258H70V259H68V258H66L67 257V255H68V252L70 251V249L71 248H69L70 247V245L69 246H67L68 244H69V242H67V244L65 245V247H64V244H63V246H62V242L60 243V241L58 242V240H57V244H61V246L59 247V246H57V244H53V245H51L50 243V246L49 247H51V248H55V251H56V248L58 247V248H60V249H57L58 251L57 252H59L58 254V256H52V253H54V252H52V250L53 249H51L50 250V248H48V247H44V246H46L45 244L44 245H42L43 243H46V242H42V240H40L41 241V243L40 244H37L38 242H39V239H38V241L36 242V240H35V238L33 237L31 240H29V241H25V239ZM53 238V237H52ZM77 238V237H76ZM89 238V237H88ZM112 238V237H111ZM124 238H126V237H124ZM123 238V239H124ZM128 238V239H129ZM133 238V237H132ZM1 239V238H0ZM37 239V238H36ZM54 239V238H53ZM52 239V240H53ZM58 239V238H57ZM61 239V238H60ZM72 238H70V240H71ZM87 239V238H86ZM98 239V238H97ZM99 239H100V237H99ZM107 239V238H106ZM115 239V238H114ZM118 239V238H117ZM122 239V238H121ZM137 239H139V238H137ZM8 240H9V242H8ZM44 240V239H43ZM48 240V239H47ZM65 240H66V238H65ZM84 240V239H83ZM101 240V239H100ZM99 240V241H100ZM108 240H109V238H108ZM133 240V239H132ZM132 240H127V241H123L122 240V243L121 244H123V243H126V242H128V243H130V241H132ZM141 240H144V239H141ZM3 241V240H2ZM2 241H0L1 243H2ZM61 241H63V243L64 242H66V241H64V240H61ZM76 241H77V239H76ZM78 241H80V237H79V240ZM86 241V240H85ZM121 241V240H120ZM22 242L23 243H25V245H27V247L26 248H19V247H17V245H20V246H22ZM75 241H73L72 243H74ZM81 242V241H80ZM79 242V243H80ZM87 242V241H86ZM107 242V241H106ZM117 242V241H116ZM134 242V241H133ZM135 242H139V241H135ZM1 243H0V245H1ZM78 243V245L79 246H81V243L83 244V242H81L80 244ZM95 244L94 245H96V242H94ZM108 243V242H107ZM119 243V244H120ZM140 243H142V242H139V244L138 245H136V243H135V245H134V243L132 244V243H130L129 245H132V246H134V247H131V246H129L127 243V246H126V244H123V245H125L124 246V248H126V247H128L129 246V248L128 249H136L137 250V247L140 245V247H138V249L140 250V249H142L143 248V244H140ZM144 243V242H143ZM71 244V243H70ZM85 244V243H84ZM83 244V245H84ZM98 244V243H97ZM101 244V243H100ZM103 244V243H102ZM105 244V243H104ZM121 244H120V246H121ZM74 247V251L71 249V252H73V255L75 254V255H77L78 254V252L76 251V245L77 244H72ZM72 245H71V247H72ZM88 245H90V244H88ZM99 245V244H98ZM108 245H110L109 243H108ZM150 245V244H149ZM52 246H57V247H52ZM135 246H136V248H135ZM141 246H142V248H141ZM147 246V245H146ZM11 247V246H10ZM24 247V246H23ZM69 248L68 250V252H67V248ZM131 247V248H130ZM64 248H66V249H64ZM82 248V247H81ZM144 248H145V244H144ZM143 248V249H144ZM24 249V250H23ZM26 249V250H25ZM147 249V247L144 249V250H146ZM149 249V248H148ZM48 250H50L52 253H50V251H48ZM78 250V249H77ZM85 250H86V248H85ZM125 250V249H124ZM124 250H123V252H124ZM131 250H129L130 252H131ZM132 251L134 254L133 255H131V256H129V257H131V261H127L126 263L127 264H129L130 262H133V261H136L135 259H133V256L136 254V252H137V254H138V256H140V257H137L136 259H137V261H138V258L140 259L141 257H143L144 256V258H145V256H148L147 254H146V252H145V254L146 255H143V254H140L139 255V253L138 252H140V251ZM83 250H81V252H82ZM129 251H126V252H129ZM12 252V251H11ZM15 252V251H14ZM57 252H56V254H57ZM71 252H69V253H71ZM91 252V251H90ZM142 252V251H141ZM140 252V253H141ZM144 252V251H143ZM25 253V254H24ZM88 253V252H87ZM106 253H107V251H106ZM9 254V253H8ZM27 254V255H26ZM51 254V255H50ZM55 254V255H56ZM80 254V253H79ZM129 254V253H128ZM136 254V255H137ZM149 254V253H148ZM21 255V256H20ZM82 255V254H81ZM85 255H87V254H85ZM143 255V256H142ZM64 256H66V257H64ZM71 256H72V254H71ZM89 257V256H88ZM107 257V256H106ZM123 257V256H122ZM128 256H127V258L128 259H130ZM150 257V256H149ZM3 258V257H2ZM17 258V259H18ZM90 258V257H89ZM126 257H125V259H127ZM147 258V257H146ZM88 259V258H87ZM86 259V260H87ZM119 259V258H118ZM121 259V258H120ZM124 259V260H125ZM5 261H6V258L4 259ZM13 260V259H12ZM15 260V259H14ZM13 260V261H14ZM143 260V259H142ZM20 261V260H19ZM29 261V262H28ZM41 261H44V262H41ZM92 261V260H91ZM111 261V260H110ZM118 261V260H117ZM120 261V260H119ZM119 261H118V263H119ZM144 261V260H143ZM151 261V259L149 260V262ZM158 259H156V262L155 263H159V264H161V262H159V261H161V260H159L158 262ZM15 262V261H14ZM17 262H18V260H17ZM22 262V261H21ZM94 262V261H93ZM6 263H9V261L7 260L6 261ZM13 263V262H12ZM23 263V262H22ZM110 264H111V262H109ZM108 263V264H109ZM114 263V262H113ZM117 263V262H116ZM140 263H143V262H140ZM155 263H153V264H155ZM10 264V263H9ZM24 264V263H23ZM120 264V263H119ZM145 264H146V262H145ZM149 264V263H148ZM152 264V263H151Z\"/></svg>",
  "mask_w": 264,
  "mask_h": 264
}]
</instances>
